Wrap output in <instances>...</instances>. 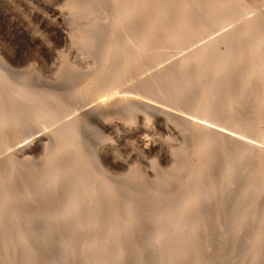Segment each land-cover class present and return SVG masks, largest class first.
I'll return each mask as SVG.
<instances>
[{
    "label": "rangeland",
    "instance_id": "374dc122",
    "mask_svg": "<svg viewBox=\"0 0 264 264\" xmlns=\"http://www.w3.org/2000/svg\"><path fill=\"white\" fill-rule=\"evenodd\" d=\"M115 1H117V2H115ZM149 1L150 0H146V2H149ZM156 1H158V0H156ZM156 1L154 0V1H151L149 3L145 2L143 4V6L147 5L145 12L142 14L136 13L135 15H133L131 17L132 20H129V24H127V29H126V28H124L126 26L123 24V20H124L123 17L126 15V13H127L126 16L130 17L129 12L127 11V7L129 5L130 0H126L124 2H122V0L121 1L120 0H0V75H1L0 76V82L3 84L2 85L0 83V85H1L0 86V88H1L0 94H2V92H5L2 94L3 96L1 97L3 100L0 99L1 100L0 105H1V107L3 106L4 109L2 108V110H4V112L6 110L5 114L7 116L9 115L10 118L12 117V115L14 116L11 120H9V117H7L8 120L6 118V120H7L6 122L7 123L9 122V124H8L9 126L5 127L4 129H2L0 127V137L2 136L0 138V159L3 157V160L5 161L7 158H9L8 161L6 160V162H8V163L9 162L11 163L12 161L17 162V164L19 165V170H20V171L18 170L20 173L17 171L18 174H16L14 177H12L13 180L11 178L9 179V177H7L10 174L9 170H8L9 165L4 167L6 164H5V162H3V160H1L0 161V169H1L0 173L3 174L5 171L6 176H5V173L3 175H4V178H6V179H4L3 175L1 176V174H0V177L3 178L2 180L0 179L1 180L0 182H4L6 180V184L0 183V189L2 191L5 190L4 193L7 195V194L12 193L15 190H17L19 192L18 189L21 188L22 183H24V184H22V186H24V188H27V186H26L27 182H25V177L27 176L26 171L29 172L30 168L32 167L34 169V170H31V171H34V177L33 178L35 181L38 180L39 179L38 174L43 173L44 171H41V170H46L47 166L49 165L48 161L50 159V154L52 155L55 152H57L59 154V152H60L58 159H61V160L64 159L63 162L65 164L67 162V164L66 165L64 163L58 164L57 162H56L57 164H55V166L53 164L54 167H52V171L54 170V172H53V174H49V178H52L51 176L54 175V173H55V175H58L60 172H62V178H64L63 176L66 174L65 175V178H66L65 182L70 180L67 182L69 184L70 188H69L67 183L65 184L63 179L59 180L58 186L60 188L59 189L60 196L58 197L57 204L58 203L64 204L67 198H71L72 202H73L72 207H73V210H75L74 211L75 217H74V215H73V217H74V219L76 218L75 221H73L74 220L73 217L68 219L69 221H67V224H64V225H62L60 223V225L63 226V228H66L67 230L65 232L62 231L60 234L59 233H54V234L52 233V236L47 241L49 243L51 242L50 243L51 246L48 243V246H45L42 249L41 242L37 243V241L39 239L38 237H40V234L38 235V233L33 231L29 235V239H30L29 241L30 242L26 241L25 240L26 238H24V233H22V231L25 229L23 221H22L23 219H21V218H20L21 220L16 219V221L13 222L15 217L12 218L13 217L12 213L9 212V210H8L5 214L6 218H4V220H2L0 222V230H1L0 233L3 232L0 235V237H1L0 238V247H1L0 248L1 249L0 250V252H1L0 253V264H17V263L18 264H28V263L29 264H56V262H58V264L59 263L60 264H73V262L74 263L76 262V264H78L81 260H82L80 262L81 264H105V263L115 264L114 263L115 258H116L114 255L116 253L115 249L118 246L117 244H119V242H121V239L124 238L123 235L120 234V230H119V228L121 229L120 225H122L121 223L123 222V220H121L120 218L124 217V214L126 213V211L129 210V203L131 200L130 198H135L137 200L136 205L139 202V204L137 206L141 205L142 208L140 206L139 207L143 211H144V208L147 207V208H145L144 213L146 211L148 212V213L146 212L147 214H143L144 219L141 216L143 220L140 219L136 222V224L138 223V225L141 222V225L138 226L137 231L135 230L136 232H133V234L125 236L127 242L131 241V242H129V249H131L130 246L133 247L131 250L127 251V254H130V253L134 254L133 255V261L136 260L141 264H146V263H148V264H203V263H201L202 261L200 259L204 258V261H203L204 264H255V263L256 264L257 263L264 264V256L261 255V254L264 255V252H262V250H260L262 248H259V245L263 246L262 243L264 242V240L261 239V238H264V191H263L264 188L262 187V189H261V186H264V172L259 171V169L261 167L260 161H262V157L259 155H256L255 153H253L254 155L251 154L252 156L256 155V158L254 157V160H255L254 161L253 157L251 156L252 160L254 161L253 162L254 164H248L249 167L248 166L245 167L246 164H244V162L242 163V161L245 160V157H243V159L241 156H240L241 158L239 157V159H242V161L239 160V162L241 161V163H242V165H244V167H242V166L240 167V169H241L239 171L240 173L238 172L237 173L238 176L235 177V181L240 180V182H235L234 188H232V191L234 189L235 190L231 193V195H233V197H234V198H231V200L232 199L235 200V198L238 195L242 194L241 193L242 186H244V184L247 181L248 182L251 181V179L253 177L255 179V181L253 179V181H254L253 185H255L256 188L258 187L259 189L262 190V194L258 197L260 200L259 199H253V200L250 199L249 203L247 200L240 205L234 206L233 208H230L231 206L234 205L233 203L232 204L230 203L229 208H228V204H226V201H224L222 198H220L219 195H216V194L213 196L214 199L211 198L214 201L213 200L212 201L207 200L208 198L203 197L202 193L205 192V189L208 190L209 188L207 189V187L208 186L210 187L211 184L214 183L213 185H215L216 180H214V175H213V177H212V175H210L209 177H212V178H209V179L206 177L205 170L202 168L203 165L201 164L203 162L202 158L204 159V157H203V155L200 156L199 154H197V150L199 149L198 147L202 146L203 142H201L202 140L200 141L198 138L194 137L193 132L191 131L192 128L189 124H187V122L183 121V123H185V125L187 124L186 126L184 124H182V125L180 124V123H182L183 117L186 118L187 116H189L188 117L189 120L192 118L190 121L193 120V121H196L198 123L201 122V124H204V125L207 123L209 126H211V124H212V126H211L212 128L215 126L214 128L217 130L221 129L220 131L226 132L232 136L236 135L235 137H237V138L239 137V139H241L242 141H247L248 143H252L253 145H256L260 148H264L263 147L264 146V136L262 137L260 135L261 132L264 130V109H263L264 107L262 108L263 110H261V112L258 114V117H257L258 120H256V122L253 125L251 124V122H249L247 120V119H249L248 117H250V115H248V114H252L253 109L258 105V103L261 101H264L263 100L264 92H262L263 90H261L262 89L261 88L262 87L261 82H260L261 80L257 81V79H259V77L261 76V73H259V75L256 73V75L258 77H256V75L254 74V76L257 79L252 77L253 80L256 79V81H257L256 83L260 82V84L259 83L258 84H256V83L252 84L251 83L252 85H254L253 86L254 88L256 87L255 96H254L255 99L253 97L246 95V98L247 97L248 98L250 97V98H249V100L248 99L243 100L242 109H241L242 112L239 108H236V103H234V101L232 100L233 98L229 99V96H228L229 94H231V95L233 94L234 87L229 86L230 89L227 88V90L224 93L225 95L222 94L221 98H219L221 95L219 96L217 94V95L213 96V99H212V94L213 93L215 94V92H216L215 90L218 91V87L216 88L215 85L213 86V84L211 82L212 77L213 76L215 77V75H216V77H217V75H218V77L219 76L222 77V75H221L222 72H220L221 71L220 70L221 63H219V60H217L215 56L220 53L223 57V60L227 59L226 54L228 55V53L226 52V49H228L229 47H226V46H230V45H228V43L230 41H227V40L228 39L230 40V38L232 37V36L230 37L228 35V32L231 33V34L229 33L230 35H232V34L234 35V34H236V30H240L238 28H240V27L244 28L243 24L244 25L247 24L248 20L251 21L253 19V21H255V23L262 20L264 18V0H234L235 2L231 3V5L227 4L226 2L223 3V1H225V0H223V1L222 0H216V1L212 0V2H211V0L210 1L208 0L209 2L205 1V0H197V1H200V3L194 4V6H192V8L190 9V11L188 12V14L186 16L185 22L187 21L186 23H187L188 27L186 28V26H184V28L186 29L185 32L183 31L184 28H183V24L181 22L180 23L182 25L181 24H179V25H181L182 27L181 26L180 27L183 29H180L179 26L177 25V23H175V21H177V19H176L177 15L176 14L179 13V10H181L182 5H183L182 3L184 0H173V2L171 3V5H173L172 10H169V13H170V14L168 13L169 16H166L167 14L165 15L166 17H164V20H162L163 21L162 24H160L161 21H155V19L157 20V18H158L157 16H155V11L157 10L159 12V9H155V6H157V4H158V2H156ZM162 1L163 0H159V4H162ZM214 2L219 3V4L221 2V5L223 3V6H222L223 10H218L216 12H213V9H214L213 7L216 5ZM126 3H128V4H126ZM136 3H137V5L138 4L140 5L139 0H137ZM153 3L155 5H153ZM204 3H206V4H204ZM212 3H214V4L212 5ZM117 4H119V6L121 4L122 6L118 7V6H116ZM123 5L126 8L125 7L123 8ZM115 6H116V8H118V10L115 8ZM134 7H135V4H134ZM115 9H116L117 13L115 12ZM123 9L125 11H123ZM119 10H122L121 12H124V13L120 14ZM191 10H192V12H191ZM208 10L209 11L212 10V11L209 12ZM197 11H200V12H197ZM207 11H208V13H207ZM222 11L224 13H222ZM203 12H206V13L203 14ZM212 12H213V14H212ZM210 13H211V17L213 16V18L210 17L211 20L207 21ZM117 14L120 16H117ZM172 14H173V16H172ZM215 14H218V15H215ZM189 15H190V17L188 19ZM203 15H206V16H203ZM126 16H125V18H127ZM202 16H203V18H202ZM250 17H256V19H254V18L251 19ZM122 18H123V20H122ZM204 18H206V19H204ZM197 19L203 20V21L199 22ZM165 20H166V22H165ZM171 20L174 21V23H175L174 25H172L173 21H171ZM190 20L193 23H191ZM133 21H135V22H133ZM195 21H198L197 23H199V25L202 23L201 24V26L203 28L202 31L200 28V32H199L198 24H196V25L194 24ZM210 21H212V22H210ZM120 23H121V25H120ZM241 23H243V24H241ZM158 24H160V25H158ZM170 24H171V26H170ZM205 24L207 26L204 28L203 26H205ZM213 24H215V25H213ZM148 26L154 27V28H152V33H150V34L148 33V30L146 28ZM172 26L175 27L176 29L175 28L172 29ZM116 27H117V29H116ZM242 28H241V30H242ZM240 31L239 32L237 31V33L240 34L241 33ZM248 34H251V35L245 34V36H244V34H243V36H242V39L245 38V41L241 39L242 40V42H241L242 46L244 45V43L246 45V46L244 45V47H242L244 53H246L249 49H252V47L256 48L254 45V43L257 41V38H255V37H257V35H255L256 31L254 32V30H252L250 33L248 32ZM147 35L150 38H152L153 36L155 37V38L153 37L152 40L150 39L152 41V43L154 42L153 44L151 43V46L156 45V42L158 44V45H156V47L153 46L154 47L153 49L157 52L163 51V53H164L162 56V59H160V62H159L158 58H154V56H151L152 51H153V54L155 52L152 49L151 54L146 52L145 56H148V54H149V57L150 56H151L150 58L153 57L154 61L156 60V62H154L153 59L151 60L149 57L148 58L146 57V59H148V62H146L147 60H145V57L142 58L143 61L142 60L133 61L134 59H136L135 58L136 56H135L134 59L132 58L133 60L131 59L132 61L130 62V63L136 62V63H134L133 68L131 66L133 63L130 65L127 64L125 66L126 68H124V65H125L124 60L129 59L133 56L132 54H134V49H136L135 50V54L137 52L136 55H139V52H141V53L143 52L141 49L142 48L141 44H142L143 40L146 39ZM207 35H208V37H207ZM212 36L213 37L221 36V38L226 36L227 40L224 41V39H225V37H224L222 40H220L221 38H219V41H218V39L216 40ZM237 36H239V35H237ZM252 37H254V38H252ZM162 38H165V39H162ZM131 39H132V41H130ZM155 39H157V40H155ZM209 39H213V41L207 47V51L212 50L211 52L213 55L209 51H208V53L204 52L205 54H202L203 52L198 53V47L201 48L203 45L202 43L203 42L205 43ZM226 42H228V43H226ZM124 46H127V47L122 49L121 47H124ZM130 46H131V48L129 49ZM260 47L261 46H257L258 49L256 48V51L258 50V52H259V50L261 49ZM115 48H117L118 50L120 49L122 51V53H119L118 51H116L117 49H115ZM155 48H157V49H155ZM160 48H162L163 50L162 49L160 50ZM200 48H199V51H201ZM108 49H110V51H108ZM126 49H128V50H126ZM111 51H113L114 53L116 52V53L110 54V53H112ZM127 51H129V52H127ZM207 54H208V56H206ZM202 55H204L203 56L204 59L202 58ZM198 56H199V58H198ZM105 57L107 60H109V59L110 60L106 62L105 61L106 59L105 60L103 59ZM210 57H212V58H210ZM116 58H118V60L112 61V59H116ZM121 58L124 62L120 60ZM184 58H186V59L189 58V61L192 60L191 64H192V62H193V64L195 63L194 65L192 64L194 67L196 65L195 68L194 67L192 68V66H190V67L193 70L195 69L194 71L191 70L192 74L194 75V78H193L195 80L194 85L196 87L198 85L199 86L197 88L195 86H193V88H192L193 90L191 89V91L188 93L190 96L188 94L186 96H184L183 101L176 103V101H174L175 97H173V96H171L169 98H165V97L162 98L160 95H158L159 97L156 95V96H154L155 97L154 98L152 96V95H154V93L150 94L151 92H148V91L146 92L145 89H143L141 86H139L140 84L136 85L137 84L136 82L140 81V83H141V81L151 78L153 76V74L156 72V69L158 71L160 70V67H161V70L159 71L160 74L158 76L161 79H163L162 70H164L163 74L165 75L167 73L166 71H168L169 68L173 67V66H171V64H173V65L178 64V62L180 60L183 61ZM102 60H104L105 62ZM119 60L123 64L118 65ZM220 60H222V59H220ZM138 61H140L141 63ZM172 61H174V62H172ZM142 62H145V63H142ZM107 64L110 66L108 67ZM168 64L170 66H167ZM102 66L104 68H102ZM121 66L123 68H120ZM107 67L109 68V70ZM163 67H165V69ZM248 67H249V69H251V66L245 65L244 73L246 72V70H248ZM105 68L107 69V71L105 70ZM118 69H120V72L123 74L121 75V78L117 79V81H116L115 78L118 76L117 72L119 74V76L117 78L120 77V72ZM201 69L203 72L201 71ZM111 70H112L113 76H112ZM97 71H98V73H97ZM103 71L106 72V73L104 72L105 73L104 76L102 74ZM200 72H201V74H200ZM219 72L221 74H219ZM110 73H111V75H110ZM198 73H199V75H198ZM202 73L205 75L203 76ZM95 74L97 76H98V74H100L98 77L96 76L98 78V80H96V81H95V79H97V78L95 77ZM149 74L151 76H148ZM195 74H197V75H195ZM202 76H203V78H202ZM105 78L106 79L108 78L107 83L109 85L105 82V80H106ZM252 78H251V81L253 82ZM177 79H178V81H182V82L177 81L176 82L177 87L176 86L174 87V90H177L179 92V90L182 88L181 86L183 84L182 79H184V78L179 76V77H177ZM101 81H103V82L101 83ZM85 83H87V84H85ZM209 83H211L212 85ZM89 84H91V86ZM252 85L250 86V88L252 87ZM137 86H139V87H137ZM211 86H212V89H210ZM141 88L144 91H140V90H142ZM254 88H253V90H254ZM95 89L97 91L103 89L101 91L106 94L105 95L106 98L110 94H112V98L117 95L116 96L117 98H119V99L122 98V99L128 100V102H130V104L127 103L126 105L123 106L124 109H122L123 107L121 106L120 109L118 108V111L117 110L112 111L110 113H106V115H105V112L99 113L100 111H96L97 113L96 112L94 113V112L89 110V107L91 109V106H90L91 100L92 99L94 100V99L99 97L98 95L100 94L99 93L100 91L97 92V91H95ZM92 90L94 91L93 93H92ZM106 91H108V94L106 93ZM213 91H215V92H213ZM258 91L260 94L263 95V97L259 96L260 94H258ZM44 92H45V94H43ZM35 93L37 95H33ZM147 93L150 94V95L149 94L148 95L151 98L147 95ZM216 93H218V92H216ZM226 93H228V94H226ZM53 94L58 96L59 100H58V98H55L56 96H54ZM101 94H100V96H102ZM134 94L138 95V96L134 97ZM143 94H145V95H143ZM257 94H258V96H256ZM43 95L45 97H43ZM46 95H47V97H46ZM48 95H49V97L51 95V97L49 98ZM200 95H201V97H200ZM31 96H32V98H31ZM120 96H122V97H120ZM124 96H126V97L124 98ZM144 96H147V99ZM224 96L226 98H228V99H226L227 101H225V102H223L225 99ZM12 97H14V99H11ZM42 97L45 98L44 99L45 101H43ZM53 97L55 98L54 101H53ZM103 97H104V95H103ZM140 97H143V98L141 99ZM152 97L154 99H152ZM186 97H187V100H186ZM260 97H262V98L260 99ZM16 98H17V101L15 100ZM30 98L35 99V100L32 101ZM46 98H47V100H46ZM172 98H174V99L172 100ZM258 98L260 99L259 101L257 100ZM20 99H22L23 101H20ZM24 99H26L28 101H26ZM29 99L31 100L30 102H29ZM72 99H74L73 103H72ZM214 99H215V102L213 101ZM39 100H40V102L43 101V103H40V102L38 103ZM57 100L59 102H57ZM143 100H145V101H143ZM155 100L159 101L160 103L157 101H156L157 102L156 103ZM162 100L164 102L166 101L164 103V104H166L165 108H164V104H162L163 103ZM228 100H229V102L231 100V102H230L231 106H229L227 108L228 109L227 110V109H225L226 107H223V106L226 105L225 103L228 102ZM13 101L15 102V104L16 103L17 104L15 105ZM18 101H20V102H18ZM35 101H36L37 105L35 104ZM46 101H49V102L46 103ZM149 101L152 102L151 104L154 103V105H156V106L157 105H159V106L163 105V107L161 106L160 108L166 109V111H169V112L171 111V113L174 112L173 116L165 115L166 116L165 117L161 113H159L157 110H155V108H153V107H151L150 109H147L146 108L147 106H145L144 103H147V102L150 103ZM219 101L220 102L222 101L221 104L219 103ZM8 102H9V104H8ZM27 102H28V104H26ZM33 102H34V104H33ZM62 102H63V104H62ZM186 102H188L189 104ZM211 102H212V104H211ZM217 102H218V104H217ZM235 102H236V100H235ZM11 103L14 105L13 106L10 105ZM20 103L23 105L25 103L26 107L23 105L21 106ZM29 103H30V105H31V103L33 105H35L34 107L31 105L32 109H34V108L36 109L38 107L39 108V109L37 108L38 111L35 109L34 110L30 109L31 106L29 105ZM134 103H138L136 105V107L134 106L135 105ZM232 103H233V106H232ZM57 104L59 106H61V108H59ZM140 104H141V106H140ZM219 104L224 109L225 112H222L223 109L219 106ZM17 105H18V108H17ZM28 105L30 106V108ZM40 105H42V106H40ZM54 105H56V106H54ZM91 105H92V103H91ZM210 105H211V107H210ZM253 105H256V106L251 107ZM159 106H157V107H159ZM187 106L188 107L190 106L191 108L189 107L190 109H187L186 108ZM195 106H197V107H195ZM199 106L202 107L201 110H200ZM234 106H235V108H234ZM13 107H15L17 114L13 113V112H12L13 114L11 113V111L14 110ZM51 107H54V108L52 109ZM56 107H57V109H56ZM129 107H131V108L133 107L134 110L131 111V108L127 109ZM137 107L139 110L146 108L145 109L146 111L144 110L146 112V114H144L145 112H143V110L138 111L136 113L135 111L138 110ZM218 107H220V109H218ZM231 107L233 108L234 114L232 113V110H229ZM48 108H51V109L48 110ZM215 108L217 109L216 113L214 112ZM17 109H18V111H17ZM23 109H27V110L24 111ZM44 109H45L44 114L41 115L43 112L40 113V111L41 110L43 111ZM60 109H62V110H60ZM209 109L212 111V113ZM234 109L237 112H234L235 111ZM29 110L30 111L32 110L34 116L36 115V117H32L31 115H29L28 114L30 112ZM47 110L49 113L46 112ZM53 110H54V113H53ZM58 110H60V111L58 112ZM87 110H89V111H87ZM197 110L198 111L200 110V111L198 112ZM248 110H249V112H248ZM7 111L9 112V114L7 113ZM84 111H86L87 114H85L86 112L84 113ZM226 111H228V112H226ZM156 112H158V114H161V115H159V116L156 115L157 114ZM229 112H230V114H229ZM239 112H241V113H239ZM207 113H209V114H207ZM217 113H219L220 115H217ZM10 114H11V116H10ZM14 114H16V115H14ZM26 114L29 118L26 116ZM97 114H100V115H97ZM102 114L104 116H102ZM200 114H202V115H200ZM212 114H214L215 117ZM50 115H51V118H50ZM92 115H94V116H92ZM182 115H184V116H182ZM233 115H235V116H233ZM23 116H24V118H23ZM53 116H54V118H53ZM216 116H218V117L216 118ZM162 117H163V119H162ZM233 117L234 118H237V117L241 118L240 120L242 121V126L237 127L236 123L234 122L235 120L230 119ZM245 117L247 119H244ZM14 118H17V120L14 121L15 120ZM84 118H85V120H84ZM158 118L161 119L162 121H159ZM79 119H82V120L79 121ZM86 119H87V122H85ZM69 121H75V124L73 125L74 127L72 126L71 128L67 129L68 123H65V122H69ZM76 123H77V125H76ZM82 123H85V124L82 125ZM176 123H178V125L179 124L180 125L178 126ZM62 124H64V125H62ZM188 125H189V130L187 129ZM222 125H224L225 127ZM220 126H221V128H220ZM57 127H59L58 128L59 130H56ZM183 127H185V129ZM62 128L64 130H62ZM248 128H250L251 130L249 129V131H248ZM10 129L12 131L15 130V132L13 131V133H12V131ZM71 129H73L74 133H73V131L71 132ZM75 129L80 131L79 135H78L77 130H75ZM144 129H146V131H143ZM9 130L11 131V135L12 134L14 135V139H13V136L7 135L9 133ZM52 130H53V132H51ZM148 130H150V131L147 132ZM182 130L184 131V133ZM185 130H187V131H185ZM114 131L117 132V134L114 133ZM3 132L5 133V135ZM49 132H51V133L49 134ZM235 132L238 134H236ZM166 133H167V135H166ZM44 134L46 136H44ZM52 134L55 136L53 137ZM72 134H74V137ZM3 135L6 137H4ZM48 135L50 137H48ZM79 136H80V138H78ZM167 136H168V139H167ZM45 137H48V138H45ZM69 138L74 139L72 142L73 143L72 146H74V147H70L69 148L70 151H69V149H67L68 151H66V152H64L62 149L60 150V147L62 145H65L66 142L69 140ZM46 139H48V140H46ZM78 139H80L81 142ZM60 140H61V142H60ZM62 140L63 141L65 140V141L63 142ZM75 140H77V141H75ZM49 141L51 142V144ZM77 142H78V144H77ZM79 142H80V144H79ZM46 143H49L48 147L46 146ZM58 143H59V145H58ZM199 143H201V144H199ZM74 144L77 146L75 147ZM196 144H197V146H196ZM208 144H209L208 150H210V148L213 146H212L211 142ZM43 145H44V147H43ZM26 146H27V149L29 148V150L30 151L32 150L33 153L35 154V155L32 154L31 156H29L30 158H28V159H27V157L23 156L22 151L19 149L21 147H26ZM55 148H56V150H55ZM37 151L39 154L37 153ZM171 153H172V155H171ZM79 154H80V156H79ZM173 154H176V155H173ZM222 154L225 158H229V156H231V151L230 152L226 151L224 153L219 154L220 156L218 155V157L220 159L218 158V160H220V161H224L223 160L224 157L222 156ZM66 155H68V156H66ZM5 156H6V158H5ZM65 157H66V159H65ZM75 157L77 159L81 158L82 162L80 161L79 165L77 164L78 161H76L77 159ZM19 158H21V159L23 158V160H22L23 164L20 163L21 159H19ZM68 158H70V159L68 160ZM30 159H32V160L34 159V161H31ZM93 160H94V163L96 162L95 164H93ZM218 160L216 162H218ZM90 161H92V162H90ZM1 162H3L2 164L4 166L1 164ZM69 164H70V166L73 167V168L71 167L72 170L68 166ZM90 165H91V167H90ZM78 166L80 168H78ZM85 166L87 169H85ZM24 167L26 170H23ZM28 167H29V170L27 169ZM60 169H61V171H60ZM62 169H64V170H62ZM66 169L67 170L69 169V170L67 171ZM80 169L83 170V174H84L83 178H79L78 176H76L79 174L78 171ZM250 169H252V170H250ZM37 170L39 171V173H37L38 172ZM87 172H89V173H87ZM90 172H91V174L92 173L93 174L91 175ZM214 172H216V171H214ZM68 173L70 175H68ZM86 173L91 176V180H89L90 177L87 176ZM243 174L244 175L246 174L247 178H246V176L243 177L242 176ZM72 175H73V177H72ZM251 175H253V176H251ZM254 175H255V177H254ZM92 176H93V179H92ZM102 177L103 178L105 177L104 178L105 180H103V179L101 180ZM240 177H242L244 179L242 180ZM197 178H201V180H197ZM85 179H86V181H85ZM96 179H97V181H96ZM7 180H8V182L11 180L12 183H10L11 181L9 183H7ZM76 180H77V182L80 181L78 184H80V185L82 184L81 187H80V185L76 184ZM81 180L83 182H81ZM244 180H247V181L245 182ZM61 181H63V182L61 183ZM243 181H244V183H243ZM15 182L18 183V184L16 183V185L18 187L14 186ZM90 182H91V184H90ZM92 182H95V183H92ZM97 182L99 184H96ZM104 182H106V183H104ZM257 182L260 184H258ZM19 183H21V184L19 185ZM60 183L63 186L64 185L65 186L62 188ZM70 183L73 186V189H72V186L70 185ZM109 184H110V187H109ZM205 184H208V185H205ZM237 184H238V186H237ZM11 185H13L12 187L14 190L12 189ZM86 185H88V186H86ZM104 186H106L105 187L106 189L110 190L109 192H112V195H113L112 197L109 196L110 198L107 197L104 199L103 192L101 191V190L105 191ZM202 186H203L204 192L202 190ZM66 187H67V189H66ZM77 187L81 188V190L79 188L77 189ZM112 187L113 188L115 187L116 190H115V188H114L115 191L110 189ZM74 188H75V190H74ZM87 188H89L88 189L89 191L86 190ZM236 188H237V190H236ZM8 189H9V191H12V192L7 191ZM78 190L81 192L80 194H79ZM106 191H108V190H106ZM91 192L93 195L91 194V196L88 198V194H86V193H91ZM96 192H98V193L96 194ZM99 192H100V195H99ZM131 192H133V193H131ZM73 193H76V194H73ZM197 193H199V194H197ZM196 194L199 195L198 201H197L198 196ZM97 195H98V198H97ZM73 196H76V197L78 196V197L76 198ZM99 196H100V198H99ZM61 197H63V198L61 199ZM121 197L123 199H121ZM153 197H154V199H156V201L158 203L153 199ZM192 197H194V198L191 199ZM75 198H76V200H75ZM147 198H148V200H147ZM150 198L152 199V201ZM189 198H190L191 202H189ZM149 200L151 202H153V200H154L155 205H153V206L149 205V203H151V202H149ZM194 200H196L197 203L196 202L195 203L199 207H201L200 205H202L203 203L206 204L208 202L207 204H209V206L203 204L202 205L203 207L201 208V209H203V208L209 207L211 210L209 225H207L206 227L202 228V225H201L202 221L198 222V220L200 219V214H199L198 210L196 209L195 204H194V206L193 205L191 206V203ZM215 200H218L219 203ZM219 200L222 202L221 204H220ZM141 201L145 204H143ZM145 201H148L149 203L148 202L146 203ZM94 202H95V204H94ZM104 202H106V203H104ZM160 202H161V205H159ZM251 202H252V205H251L252 208H254L256 206V203H257V206L255 207L254 215L256 218L255 221H257V220L258 221L255 224H254L255 221L251 222V220L253 218H251L252 216H251V214H249L250 213L249 205L251 204ZM89 203H90V205H89ZM117 203H118V206L116 205ZM154 203H152V204H154ZM156 203L158 204V206L156 205ZM253 203L255 204V206ZM74 204L77 205L78 207L74 206ZM80 204H81V206H80ZM87 204H88V207H87ZM91 204H92V206H91ZM218 204H219V206H218ZM111 205L117 206L118 210H116V207H114V209H113V206L111 207ZM94 206H95V209H94ZM103 206L104 207L106 206V209H103L104 208ZM223 206L225 209L228 208V209H233V210L228 211V210L220 209V207H223ZM81 207H82V210H81ZM90 207L91 208L93 207V209H90ZM98 207H100V208H98ZM109 207H111L112 209ZM218 207H219V209H218ZM246 207H247V209H246ZM84 208H86V209H84ZM149 208H150V210H148ZM77 209L79 211H77ZM184 209L185 210L188 209L189 213H187V211H184ZM85 210H88L87 211L88 213ZM92 210H94V211H92ZM100 210L103 213V215L100 212ZM106 210H108L109 212L107 211V213L104 214V212H106ZM76 211H77V213H76ZM81 211L82 212L85 211L86 212L85 215H84V213H82V214L79 213ZM97 211H99V212H97ZM183 211H184V213H183ZM235 211L240 214V215L236 216L237 219L233 218L231 216L232 214H235ZM49 212H51V214H53V217H55V215H56L55 207L52 206L50 208ZM149 212H150V215H152V216L148 215ZM181 212H182V215H181ZM90 213H92V214H90ZM108 213H111L110 215H112V214H115V215H112V218H110V215ZM193 213L195 215H193V217H192ZM87 214H89V215H87ZM116 214L119 216V218H116L117 217ZM185 214H187V215L185 216ZM82 215H84V216H82ZM104 215H107V217ZM188 215H190V216H188ZM58 216H60V215H58ZM114 216H115V218H114ZM78 217L80 218V220ZM81 217L82 218L84 217L83 220L81 219ZM93 217H94V219H93ZM160 217H163L167 220H163V218H160ZM96 218H97V220H96ZM107 218L111 219V221L107 220ZM119 219L121 221H119ZM78 220L80 222L82 221L83 223L81 222L82 223L81 224ZM84 220H86V221H84ZM88 220L89 221L91 220L94 223V225L97 223L95 226H96V229L98 230V233H97L98 235L94 234L95 235L94 236L92 234H89L90 232L88 233V230H86V229H88L90 227V223H91V222H88ZM179 220H182V221H179ZM192 220H197V221L191 222ZM155 221L157 224L159 223L158 226H157V224H153V223H155ZM9 222H12V223H9ZM20 222H21V224H20ZM84 222L85 223L87 222V223L84 224ZM109 222H110V224H108ZM113 222H117V224L120 222L119 223L120 225H115L116 223L114 224ZM151 222H153V223H151ZM197 222L200 224V227L202 228L203 231H201V228L199 227ZM71 223H72L73 227L69 226V225H71ZM99 223H100V225H99ZM101 223L104 225L106 223V226H104V227L107 228V225H108V228L106 230L103 229V227H102L103 225L101 226ZM143 223H145V224H143ZM160 223H162V224H160ZM195 223H197V224H195ZM15 224H18V225H15ZM19 224H20V226H19ZM80 224L81 225L84 224L85 226H81ZM191 224L193 226H191ZM242 224H243V226H241V228H240V225H242ZM97 225L99 226V228L101 227V229L97 228L98 227ZM195 225L196 226L198 225L197 226V228L199 227L198 231H197V228H193ZM6 227H8V228H6ZM83 227H85V229ZM190 227H192V229H196V232H194L195 234L193 235V237L191 239H190V237H191L190 232L194 231V230L191 229V231H189ZM75 228L78 230L77 232H76ZM156 228L161 229V230H159L161 232L155 231V230H157ZM238 229L239 230L241 229L240 232L238 231ZM16 230H17V232H16ZM70 230L74 231V234H75L74 242L76 243V245H75V243H73V245L75 247L73 246V248L71 250L68 249L69 247H67L65 244L66 243L65 236H67L70 233ZM118 230H119V233H118ZM19 231H20V233H19ZM209 231H213V234H214L213 235V241L214 242H213V246H212L211 250L208 249L209 250V252H208L207 248H206L205 240H206V237L209 236ZM235 231H237V233H235ZM245 231H247V232H245ZM78 232H79V234H77ZM108 232H111V233H109L110 235L108 234ZM157 232L159 234L157 243H153L154 245L149 244L150 242H148V241L151 239V236ZM232 232H234L236 234L235 238H237V236H239L238 241L235 240L236 243H234L233 242L234 240H232V243H234V244L231 247L233 248L235 246L234 247L235 249H232L231 247H229L231 243L230 244L228 243L229 246L228 245L224 246V249H223V245L221 248L220 246L222 244L223 235H225L226 233L231 234ZM80 233H83V234L80 235ZM112 233L115 234L116 236L113 235ZM234 233H232V234H234ZM17 234H18V236H17ZM55 235L57 237H61V239L57 238ZM32 236H33V238H32ZM95 237L98 238L96 241H95ZM104 237H107V239H105ZM115 237H116V239H115ZM131 237L133 239H131ZM253 237L256 240V244L254 247L257 246V248H252V250L253 251L255 249L258 250V248H259L258 251H261V252H259V256H258L260 258V260H259V258H257V260H255V261H254V254H253L255 251L252 252V250H250V249L244 250L242 248L243 247L242 245L245 244L244 242L247 241L246 238H248V240H249L250 238H253ZM35 238H36V240H35ZM54 238L58 241H56ZM20 239H22L21 244L19 242ZM188 239H189V242H188ZM259 239H261L260 241L262 243L258 242ZM103 240H105V241H103ZM107 240H110L112 242H109ZM118 240H120V241L118 242ZM159 240H160V242H159ZM190 240H192L191 243H190ZM39 241H40V239H39ZM54 241H56V242L53 246ZM113 241H117L118 243L113 242ZM17 242H19V243H17ZM33 242H34V244H33ZM101 242H105V243H101ZM16 243L18 244V246ZM85 243H87V244H85ZM89 243H91L90 246H89ZM188 243L191 244L190 248H188V246H189ZM259 243H261V244H259ZM83 244H85V245H83ZM147 245H148V247H147ZM78 246L79 247L81 246L82 248L80 247L81 248L80 249ZM139 246H140V248H138ZM145 246L147 248H145ZM30 247H32V248H30ZM38 247L42 250H40ZM135 247H137V248H135ZM141 247L144 248V250L142 249L143 251L141 250ZM239 247H241V249ZM62 248H64L63 251H62ZM76 248H78V249H76ZM34 249H37V251L39 250L38 253L34 252V251H36ZM73 249H76V250H73ZM90 249H94V250H90ZM231 249H232V251L234 250V253H232V255H231ZM69 250H70V253L68 252ZM138 250L140 251V253ZM153 250H154V252H153ZM263 250H264V248H263ZM79 251H80V253L81 252L82 253L80 254ZM150 251H152V252H150ZM60 252L64 253V254L68 252L69 255H72V256L67 255L68 254L67 253L66 255L61 254L59 257L58 254H60ZM207 252H208V254H207ZM228 252L230 253V255L227 254ZM34 253H35V256H34ZM50 253H52L53 256ZM56 253L58 256L56 255ZM6 254H9L10 256L6 255ZM38 254L40 255V258L38 257ZM54 254L56 257H54ZM252 254H253V258L251 257ZM25 255H26V257H25ZM28 255H31L32 258H31V256H28ZM73 255L75 258L73 257ZM75 255H77V256H75ZM157 255H158V257L159 256H161V257H159V259H158ZM65 256H68V258H70V260L72 262H70L69 259L67 260V258ZM7 257L9 259V261H8ZM85 257L87 259H85ZM79 258H80V260H79ZM91 258H92V260H91ZM232 258L234 260H231ZM10 259H11V261H10ZM23 259L26 260V263L23 261ZM29 259L32 261H30ZM76 259L78 261H76ZM252 259L254 262H252ZM36 260H37V263H36ZM258 260H259V262H258ZM22 261L24 263H22ZM129 261H132V257H131V259H129Z\"/></svg>",
    "mask_w": 264,
    "mask_h": 264
},
{
    "label": "bare ground",
    "instance_id": "6f19581e",
    "mask_svg": "<svg viewBox=\"0 0 264 264\" xmlns=\"http://www.w3.org/2000/svg\"><path fill=\"white\" fill-rule=\"evenodd\" d=\"M121 1V0H120ZM124 1H126V0H124ZM123 0H122V2H124ZM136 1L137 0H130V2H129V5H128V7H127V11L129 12V15H130V17L128 16H126L127 15V13H126V17L127 18H125V16L123 17L124 18V20H123V18H122V20H123V24L126 26V27H124V28H126L127 29V24H129V20H132L131 19V17L133 16V15H135L136 13H139V14H142V13H144L145 12V10H146V7H147V5L146 6H143V4L146 2V0H139V2H140V5L138 4L137 5V3H136ZM151 1H154V0H150L149 2H151ZM156 1V0H155ZM205 1H208V0H205ZM204 1V2H205ZM210 1V0H209ZM208 1V2H209ZM214 1V0H213ZM216 1V0H215ZM223 1V0H222ZM115 2H117V1H115ZM121 2V3H122ZM149 2H146V3H149ZM156 2H158V4H157V6H155V9H159V12L156 10L155 11V16H157L158 18H157V20L155 19V21H161V23L160 24H162L163 23V21L162 20H164V17H166V16H169L168 15V13H169V10H172V6L173 5H171V3L173 2V0H163L162 1V4H159V0L158 1H156ZM211 2H212V0H211ZM227 3V4H229V5H231V3H234L235 1L234 0H225V1H223V3ZM181 3V2H180ZM196 3H200V1H197V0H184L183 1V5H182V8H181V10H179V13H177L176 15H177V21H175V23H177V25L179 26V28L180 29H183L184 28V26H186V28L188 27L187 26V21L185 22V20H186V16H187V14H188V12L190 11V9L192 8V6H194V4H196ZM215 3V2H214ZM214 3H212V5L214 4ZM223 3H222V5H221V2H220V4L219 3H215L216 5L213 7L214 9H213V12H216V11H218V10H223V8H222V6H223ZM77 4V3H76ZM124 4V3H123ZM126 4H128V3H126ZM134 4H135V7H134ZM151 4V3H150ZM176 4V3H175ZM204 4H206V3H204ZM209 4V3H208ZM153 5H155L154 3H153ZM177 5V4H176ZM116 6H118V7H120V6H122L121 4H120V6H119V4H117ZM116 6H115V8H116ZM203 6V5H202ZM228 6V5H227ZM125 6L123 5V8H124ZM152 7V6H151ZM126 8V7H125ZM206 8V7H205ZM222 8V9H221ZM117 10H118V8H116ZM116 9H115V12L117 13V11H116ZM154 9V10H155ZM225 10V9H224ZM120 11V14H122V13H124V12H121L122 10H119ZM118 11V12H119ZM123 11H125L124 9H123ZM203 11V10H202ZM209 11V10H208ZM208 11H207V13H208ZM212 10H210L209 12H211ZM158 12V13H157ZM172 12V11H171ZM191 12H192V10H191ZM197 12H200V11H197ZM213 12H212V14H213ZM115 13V14H116ZM206 12H203V14H205ZM222 13H224L223 11H222ZM167 14V15H166ZM170 14V13H169ZM201 14V13H200ZM199 14V15H200ZM220 14V13H219ZM166 15V16H165ZM198 15V14H197ZM215 15H218V14H215ZM229 15V14H228ZM117 16H120V15H118L117 14ZM154 16V15H153ZM172 16H173V14H172ZM171 16V17H172ZM175 16V15H174ZM203 16H206V15H203ZM203 16H202V18H203ZM224 16V15H223ZM115 17V16H114ZM122 17V16H121ZM189 17H190V15L188 16V19H189ZM192 17V16H191ZM194 17V16H193ZM211 17V13L209 14V18ZM262 17V16H261ZM142 18V17H141ZM201 18V19H202ZM208 18V17H207ZM207 19V21H209V20H211V18H213V16L210 18V19ZM251 19L252 18H254V19H256V17H250ZM135 19V18H134ZM154 19V18H153ZM159 19V20H158ZM172 19V18H171ZM204 19H206V18H204ZM198 20V19H197ZM222 20V19H221ZM140 21V20H139ZM171 21H173V20H171ZM170 21V22H171ZM191 21V20H190ZM199 22L201 21H203V20H198ZM198 21H195V25L196 24H198V27H199V32H200V28H201V31H202V26H201V24L199 25V23H197ZM215 21V20H214ZM249 21V20H248ZM247 21V24H243V23H241V24H243V26H244V28H242V27H240V28H238V29H240L241 30V28H242V30L240 31V30H236V34H232V35H230L231 33L230 32H228V35L231 37L230 38V40L228 39L227 40V38H226V36H224L225 37V39H224V41H230L229 43L228 42H226V43H228V45H230V46H226V47H229L228 49H226V52L228 53V55L226 54V56H227V59L226 60H223V57H222V55L219 53V54H217L215 57H216V59L217 60H219V63H221V68H220V72H222V74L219 72V74H221L222 75V77L221 76H219L218 77V75H217V77H216V75H215V77L213 76L212 77V84H213V86L215 85L216 86V88L218 87V91L217 90H215L216 92H218V93H216L215 91H213V92H215V94L213 93L212 94V99H213V96H215V95H221L219 98H221L222 97V94L223 95H225L224 93H225V91L227 90V88H229V86L230 87H234V90H233V94L231 95V94H229L228 96H229V99H232L233 101H234V103H236V108H239L240 110L242 109V102H243V100L244 99H248L249 100V98L250 97H253L254 98V96H255V89H256V87L254 88L253 86L254 85H252V84H255L258 80H261L260 82H261V90H263L262 92H264V18L262 19V20H260L259 22H256L255 23V21H253V19L251 20V21H249L248 22ZM257 21V20H256ZM133 22H135V21H133ZM137 22V21H136ZM143 22V21H142ZM165 22H166V20H165ZM164 22V23H165ZM183 24V28H181L182 26V24ZM210 22H212V21H210ZM209 22V23H210ZM174 23V21H173V24L172 25H174L175 24ZM190 23V22H189ZM191 23H193L192 21H191ZM208 23V24H209ZM246 23V22H245ZM111 24V23H110ZM132 24V23H131ZM160 24H158V25H160ZM179 24H181V25H179ZM120 25H121V23H120ZM119 25V26H120ZM213 25H215V24H213ZM118 26V25H117ZM131 26V25H130ZM170 26H171V24H170ZM181 26V27H180ZM201 26V27H200ZM207 25L205 24V26H203L204 28L206 27ZM121 27V26H120ZM134 27V26H133ZM130 28V27H129ZM147 28V30H148V33L150 34V33H152V28H154L153 26L151 27V26H148V27H146ZM171 28V27H170ZM169 28V29H170ZM173 28H175V27H173L172 26V29ZM190 28V27H189ZM116 29H117V27H116ZM120 29V28H119ZM168 29V30H169ZM176 29V28H175ZM174 29V30H175ZM124 30V29H123ZM131 30V29H130ZM133 30V29H132ZM167 30V29H166ZM171 30V29H170ZM179 30V29H178ZM185 28L183 29V31L185 32ZM197 30V29H196ZM250 30V31H249ZM252 30H254V32L256 31V34L255 35H257V37H255V38H257V41L254 43V45H255V47L257 48V46H261L260 48V50H259V52H258V50L256 51V48H254V47H252V49H249L246 53H244V51H243V48L242 47H244V45H245V43H244V45L242 46V44H241V42H242V40H244L245 41V38H243L242 39V36H243V34H244V36H245V34L246 35H251V34H248V32L250 33ZM114 31V30H113ZM118 31V30H117ZM129 31V30H128ZM176 31V30H175ZM204 31V30H203ZM233 31V30H232ZM235 31V30H234ZM237 31L239 32H241L240 34H238L237 33ZM119 32V31H118ZM174 33V32H173ZM230 33V34H229ZM214 35V34H213ZM237 35H239V36H237ZM152 36V35H151ZM188 36V35H187ZM222 36V35H221ZM221 36H216V37H213V38H215L216 40L218 39V41H219V38H221ZM154 37V36H153ZM152 37V38H153ZM185 37V36H184ZM207 37H208V35H207ZM224 37H222L220 40H222ZM152 38H150V37H148V35L146 36V39H144L143 40V42H142V53L141 52H139V55H136L137 54V52H136V54H135V50L136 49H134V54H132L130 57L131 58H129V59H125L124 61L122 60V58L120 59L121 61H123L124 62V68H126L125 66L127 65V64H132L131 66H132V68H133V66H134V63H136V62H132V63H130L133 59H134V57L136 58V59H134L133 61H136V60H142V58L143 57H145V60H147L146 62H148V59H146V57L148 58L149 57V54L148 53H150L151 54V51H152V49L154 48L153 46H155L156 47V45H158L157 44V42H156V45H152L151 46V43H152ZM155 38V37H154ZM229 38V37H228ZM252 38H254V37H252ZM151 39V40H150ZM162 39H165V38H162ZM188 39V38H187ZM214 39V40H215ZM242 39V40H241ZM155 40H157V39H155ZM154 40V41H155ZM252 40V39H251ZM254 40V39H253ZM130 41H132V39L130 40ZM164 41V40H163ZM184 41V40H183ZM213 41V39H209V40H207L205 43L203 42L201 45H202V47L200 48V47H198V53L199 52H203L202 54H205V53H208V51H207V47L211 44V42ZM215 42V41H214ZM248 42V41H247ZM250 42V41H249ZM154 43V42H153ZM152 43V44H153ZM173 43V42H172ZM176 43V42H175ZM174 43V44H175ZM225 43V42H224ZM111 44V43H110ZM222 44V43H221ZM114 45V44H113ZM130 45V44H129ZM177 45V44H176ZM200 45V46H201ZM223 45V44H222ZM134 46V45H133ZM160 46V45H159ZM246 46V45H245ZM111 47V46H110ZM125 47H127V46H124V47H121L122 49L123 48H125ZM151 47V48H150ZM215 47V46H214ZM250 47V46H249ZM131 48V46L129 47V49ZM150 48V49H149ZM163 48V47H162ZM162 48H160V50L162 49ZM199 48H200V50L201 51H199ZM210 48V47H209ZM248 48V47H247ZM259 48V47H258ZM257 48V49H258ZM107 49V48H106ZM115 49H117V48H115ZM155 49H157V48H155ZM126 50H128V49H126ZM148 50V51H147ZM154 50V49H153ZM159 50V49H158ZM163 50V49H162ZM246 50V49H245ZM108 51H110V49H108ZM115 51V50H114ZM116 51H118L119 53H122V51L119 49H117ZM121 51V52H120ZM155 51V50H154ZM196 51V50H195ZM207 51V52H206ZM212 50H210L209 52H211ZM229 51V52H228ZM112 53H110V54H113L114 52L113 51H111ZM117 52V53H118ZM127 52H129V51H127ZM146 52H148L147 54H148V56H145L146 54ZM156 52V53H155ZM154 52V54H153V51H152V54H151V56H154V58H158V60H159V62H160V59H162V56H163V51H155ZM205 52V53H204ZM116 53V52H115ZM114 53V54H115ZM197 53V52H196ZM126 54V53H125ZM187 54V53H186ZM201 54V53H200ZM211 54H212V52H211ZM225 54V53H224ZM210 55V54H209ZM213 55V54H212ZM150 56V57H151ZM203 56L204 55H202V58H203ZM206 56H208V54L206 55ZM205 56V57H206ZM224 56V55H223ZM114 57V56H113ZM125 57V56H124ZM149 57V58H150ZM126 58V57H125ZM133 58V59H132ZM154 58L152 57V58H150L151 60L153 59V61H154ZM196 58V57H195ZM198 58H199V56H198ZM210 58H212V57H210ZM104 60L106 59V57L105 58H103ZM132 59V60H131ZM149 59V60H150ZM204 59V58H203ZM202 59V60H203ZM215 59V58H214ZM220 59H222V60H220ZM104 60H102V61H104ZM110 60V59H109ZM109 60H105L106 62L107 61H109ZM115 61V60H118V58H116V59H112V61ZM120 60H119V63H118V65H121V64H123V63H121L120 62ZM127 60V61H126ZM144 60V61H145ZM200 60V59H199ZM104 61V62H105ZM143 61V60H142ZM182 60H180L179 62H178V64H175V65H173V64H171V66H173V67H171V68H169L168 69V71H166L167 73L164 75L163 74V71L164 70H162V76H163V79H161L158 75L160 74V70H161V67H160V70L158 71L157 69H156V72L153 74V76L151 77V78H149V79H147V80H143V81H141V83H140V81L139 82H136L137 84L136 85H138V84H140L139 86H141L143 89H145L146 90V92L148 91V92H151L150 94H152V93H154V95H152L153 97L154 96H158V95H160L162 98H169V97H171V96H173V97H175V99L174 98H172V100L174 99V101H176V103H179V102H181V101H183V97L184 96H186L190 91H191V89L193 88V86H195L194 85V83H195V80L193 79L194 78V75L192 74V72H191V70H193V69H191V67L190 66H192V68L194 67L193 65L195 64H193V62H192V64H191V61H189V58H184L183 59V61L181 62ZM214 61V60H213ZM138 62H140V61H138ZM154 62H156V60L154 61ZM158 62V63H159ZM172 62H174V61H172ZM198 62V61H197ZM218 62V61H217ZM115 63V62H114ZM141 63V62H140ZM142 63H145V62H142ZM116 64V63H115ZM157 64V63H156ZM191 64V65H190ZM237 64V65H236ZM108 65V64H107ZM106 65V66H107ZM112 65V64H111ZM141 65V64H140ZM150 65V64H149ZM245 65L246 66H251V69H249V67H248V70H246V72L244 73V71H245ZM105 66V67H106ZM110 65H108V67H109ZM113 66V65H112ZM130 66V67H131ZM139 66V65H138ZM137 66V67H138ZM167 66H170L169 64L167 65ZM235 66V67H234ZM107 67V68H108ZM144 67V66H143ZM166 67V66H165ZM165 67H163L164 69H165ZM195 67H196V65H195ZM194 67V68H195ZM206 67V66H205ZM102 68H104L103 66H102ZM101 68V69H102ZM120 68H123L122 66L120 67ZM129 68V67H128ZM247 68V67H246ZM130 69V68H129ZM137 69V68H136ZM204 69V68H203ZM105 70L107 71V69L105 68ZM108 70H109V68H108ZM119 70V72H120V69H118ZM127 70V69H126ZM195 70V69H194ZM193 70V71H194ZM251 70V71H250ZM116 71V70H115ZM122 71V70H121ZM125 71V70H124ZM155 71V70H154ZM153 71V72H154ZM200 71V70H199ZM198 71V72H199ZM201 71H202V69H201ZM206 71V70H205ZM248 71V72H247ZM105 71H103V76H104V74L106 73H104ZM203 72V71H202ZM97 73H98V71H97ZM96 73V74H97ZM111 73H112V70H111ZM111 73H110V75H111ZM256 73L259 75V73H261V76L259 77V79H257L256 77H258L257 75H256ZM95 74V77L97 76ZM123 73H121L120 72V77L119 78H117L118 76H119V74H118V72H117V77L115 78L116 79V81H117V79H120L121 78V75H122ZM151 74V73H150ZM148 75V76H151V75ZM200 74H201V72H200ZM254 74L256 75V77L254 76ZM100 74H98V76H99ZM182 75V76H181ZM184 75V76H183ZM193 75V76H192ZM195 75H197V74H195ZM198 75H199V73H198ZM202 75L204 76L205 74H203L202 73ZM1 76V75H0ZM97 76V77H98ZM112 76H113V73H112ZM161 76V75H160ZM183 77L184 79H182L183 80V84H182V88L179 90V92L177 91V90H174V87L176 86V82L178 81V79H177V77ZM203 76H202V78H203ZM96 77V78H97ZM110 77V76H109ZM198 77V76H197ZM252 77H254V78H256L257 79V81H256V79L255 80H253V78ZM196 78V77H195ZM201 78V77H200ZM251 78H252V80H253V82L251 81ZM94 79V78H93ZM106 79V78H105ZM104 79V80H105ZM110 79V78H109ZM114 79V80H115ZM177 79V80H176ZM210 79V78H209ZM96 80H98V78L97 79H95V81ZM108 78L105 80V82L107 83L108 81ZM180 80V79H179ZM93 81V80H92ZM110 81V80H109ZM198 81V80H197ZM103 81H101V83H102ZM104 82V83H105ZM178 82H182V81H178ZM260 82H258L259 84H260ZM1 83V82H0ZM100 83V82H99ZM100 83V84H101ZM252 83V84H251ZM258 83H256V84H258ZM2 84V83H1ZM85 84H87V83H85ZM98 84V83H97ZM108 84V83H107ZM209 84H211V83H209ZM211 84V85H212ZM3 85V84H2ZM90 86H91V84H89ZM109 85V84H108ZM252 85V87L254 88V90H253V88L251 89L250 88V86ZM1 86V85H0ZM96 86V85H95ZM94 86V87H95ZM139 86H137V87H139ZM179 86V85H178ZM199 86V85H198ZM197 86V87H198ZM207 86V85H206ZM209 86V85H208ZM177 87V86H176ZM196 87V86H195ZM196 87V88H197ZM134 88V87H133ZM141 88V89H142ZM195 88V89H196ZM258 88V87H257ZM1 89V88H0ZM94 89V88H93ZM98 89V88H97ZM106 89V88H105ZM104 89V90H105ZM108 89V88H107ZM140 90V91H144V90ZM210 89H212V86H211V88ZM230 89V88H229ZM101 90H103V89H101ZM101 90H98V91H100L99 93L102 95V96H100V94L98 95L99 97L98 98H96V99H92L91 100V102H90V106H91V109H90V107H89V110L90 111H92V112H96V111H100L99 113H104L105 112V115H106V113H110V112H112V111H118V108L120 109V107L122 106H124V105H126L127 103H129L130 104V102H128V100H125V99H122V98H117L116 96V98L115 97H113L112 98V94H110V95H108L107 96V98H106V94L105 93H103ZM136 90V89H135ZM139 90V89H138ZM193 90V89H192ZM251 90V91H250ZM1 91V90H0ZM95 91H97L96 89H95ZM97 91V92H98ZM139 91V92H140ZM176 91V92H175ZM253 91V92H252ZM84 92V91H83ZM94 91L92 90V93H93ZM206 92V91H205ZM235 92V93H234ZM3 93H5V92H2V94ZM48 93V92H47ZM89 93V92H88ZM91 93V94H92ZM106 93L108 94V91H106ZM110 93V92H109ZM133 93V92H132ZM131 93V94H132ZM136 93V92H135ZM138 93V92H137ZM192 93V92H191ZM199 93V92H198ZM212 93V92H211ZM230 93V92H229ZM2 94H0L1 96H0V99L1 100H3L1 97L3 96ZM28 94V93H27ZM43 94H45V92L43 93ZM149 93H147V95H148ZM149 94V95H150ZM208 94V93H207ZM226 94H228V93H226ZM258 94H260L259 93V91H258ZM258 94L256 95V96H258ZM33 95H37L36 93L35 94H33ZM54 96H56L55 94H53ZM103 95H104V97H103ZM133 95V94H132ZM131 95V96H132ZM143 95H145V94H143ZM148 95V96H149ZM189 95V94H188ZM192 95V94H191ZM206 95V94H205ZM209 95V94H208ZM231 95V96H230ZM246 95H248V96H250L249 98L247 97L246 98ZM123 96V95H122ZM122 96H120V97H122ZM135 96H138V95H135L134 94V97ZM142 96V95H141ZM190 96V95H189ZM259 96H262L263 97V95L262 94H260ZM43 97H45L44 95H43ZM42 97V99H43V101H45L44 99L45 98H43ZM46 97H47V95H46ZM48 97H49V95H48ZM50 97H51V95H50ZM49 97V98H50ZM60 97V96H59ZM96 97V96H95ZM126 96H124V98H125ZM146 99H147V96H144ZM150 97V96H149ZM152 97V99H154ZM159 97V96H158ZM200 97H201V95H200ZM199 97V98H200ZM225 97V96H224ZM262 97H260V99L262 98ZM31 98H32V96H31ZM30 98V99H31ZM48 98V99H49ZM55 98H58V96H56ZM54 97H53V101H54V99H55ZM129 98V97H128ZM132 98V97H131ZM141 99L143 98V97H140ZM151 98V97H150ZM190 98V97H189ZM252 98V99H253ZM11 99H14V97H12ZM19 99V98H18ZM23 99V98H22ZM22 99H20V101H23ZM27 99V98H26ZM26 99H24V100H26ZM29 99V102L32 100H35V99H31L30 100ZM71 99V98H70ZM127 99V98H126ZM140 99V100H141ZM226 99H228V98H226L225 97V99H224V101L223 102H225V101H227ZM255 99V98H254ZM259 98L257 99L258 101L260 100ZM0 100V101H1ZM16 101H17V98L15 99ZM14 100V101H15ZM46 100H47V98H46ZM58 100H59V98H58ZM57 100V102H59ZM73 100L74 99H72V103H73ZM149 100V99H148ZM186 100H187V97H186ZM223 100V99H222ZM235 100H236V102H235ZM263 100H264V98H263ZM12 101V100H11ZM13 101V102H14ZM20 101H18V102H20ZM26 101H28V100H26ZM25 101V102H26ZM43 101H41L40 102V100L38 101V103L40 102V103H43ZM143 101H145V100H143ZM142 101V102H143ZM151 101V100H150ZM149 101V102H150ZM157 100H155V102H156ZM163 101V100H162ZM214 102H215V99L213 100ZM47 102H49V101H46V103ZM132 102V101H131ZM157 102H159V101H157ZM156 102V103H157ZM166 102V101H165ZM164 101H163V103L162 104H164L165 103ZM189 102V101H188ZM188 102H186V103H188ZM222 102V101H221ZM221 102L219 101V103L221 104ZM230 102H231V100H230ZM230 102H229V100H228V102H226L225 104L226 105H224L223 107H226L225 109H227L229 106H231V104H230ZM254 102V101H253ZM252 102V103H253ZM66 103V102H65ZM71 103V102H70ZM91 103H92V105H91ZM152 102H150V103H144V105L145 106H147L146 108L147 109H150L151 107H153V108H155V110H157L159 113H161L163 116H165V115H171V116H173V113L174 112H172L171 113V111L169 112V111H166V109H163V108H160L161 106L163 107V105H161V106H159V105H157V106H159V107H157L156 105H154V103L153 104H151ZM160 103V102H159ZM185 103V104H186ZM200 103V102H199ZM203 103V102H202ZM257 103V102H256ZM8 104H9V102H8ZM14 104H15V102H14ZM14 104H10V105H14ZM17 104V103H16ZM15 104V105H16ZM21 104V103H20ZM26 104H28V102L26 103ZM25 103H24V105L23 104H21V106L23 105V106H25L26 105ZM33 104H34V102H33ZM32 103H31V105L34 107L35 105H33ZM35 104H36V101H35ZM60 104V103H59ZM62 104H63V102H62ZM79 104V103H78ZM135 105V107H136V105L138 104V103H134ZM182 104V103H181ZM189 104V103H188ZM187 104V105H188ZM211 104H212V102H211ZM217 104H218V102H217ZM220 104H219V106H220ZM223 104V103H222ZM230 104V105H229ZM244 104V103H243ZM246 104V103H245ZM7 105V104H6ZM29 105H30V103H29ZM28 105V106H29ZM30 105V106H31ZM37 105V104H36ZM51 105V104H50ZM58 105V104H57ZM194 105V104H193ZM30 106H29V108H30ZM32 106H31V108L30 109H32ZM40 106H42V105H40ZM54 106H56V105H54ZM132 106V105H131ZM133 106V107H134ZM140 106H141V104H140ZM165 106H166V104H164V108H165ZM191 106V105H190ZM189 106V107H190ZM203 106V105H202ZM213 106V105H212ZM216 106V105H215ZM232 106H233V103H232ZM238 106V107H237ZM256 105H253V106H251V107H255ZM0 107H1V105H0ZM16 107V106H15ZM15 107H13V109L14 110H12L11 111V113L13 112V113H16L17 114V112H16V110H15ZM20 107V106H19ZM26 107V106H25ZM24 107V108H25ZM44 107V106H43ZM58 107L59 108H61V106H59L58 105ZM132 107V108H133ZM139 107V106H138ZM138 107H137V109H138ZM143 107V106H142ZM188 106L186 107L187 109H190ZM195 107H197V106H195ZM200 107V110H201V106H199ZM209 107V106H208ZM210 107H211V105H210ZM221 107V106H220ZM220 107H218V109H220ZM264 101H261V102H259L258 103V105L253 109V112H252V114H248V115H250V117H248L249 119H247L246 117L244 118V119H247L249 122H251V124L253 125L255 122H256V120H258L257 119V117H258V114L261 112V110H263L264 108ZM2 108H3V106L0 108V127L2 128V129H4L5 127H7V126H9L8 124H9V122L7 123L6 121L8 120V118L7 117H9V115L7 116L5 113H6V110H5V112H4V110H2ZM17 108H18V105H17ZM22 108V107H21ZM38 108V107H37ZM37 108L35 109V110H37ZM52 109L54 108V107H51ZM51 108H48V110L49 109H51ZM63 108V107H62ZM131 107H129V108H127V109H130ZM131 108V111L132 110H134V108L132 109ZM146 108H143L142 110H143V112H145L146 110ZM193 108V107H192ZM222 108V107H221ZM234 108H235V106H234ZM263 108V109H262ZM4 109V108H3ZM34 109H32V110H34ZM39 109V108H38ZM47 109V108H46ZM56 109H57V107H56ZM122 109H124V107L122 108ZM211 109V108H210ZM209 109V110H210ZM223 109V108H222ZM221 109V110H222ZM21 110V109H20ZM19 110V111H20ZM24 111L25 110H27V109H23ZM30 111L28 114L29 115H31L32 117H36V115L34 116V114H33V111ZM48 110L46 111V112H48ZM60 110H62V109H60ZM60 110H58V112L60 111ZM89 110H87V111H89ZM142 110H136L135 112L137 113L138 111H142ZM145 110V111H144ZM172 110V109H171ZM199 110V111H200ZM205 110V109H204ZM228 110V109H227ZM229 110H232V113H233V108L231 107ZM235 110V109H234ZM17 111H18V109H17ZM38 111V110H37ZM44 111H45V109L42 111H40V113H42L41 115H43L44 114ZM56 111V110H55ZM149 111V110H148ZM147 111V112H148ZM198 111V110H197ZM198 111V112H199ZM211 111V110H210ZM86 111H84V113H85ZM158 112H156L157 114L156 115H161V114H158ZM189 112V111H188ZM187 112V113H188ZM214 112L216 113L217 112V109L215 108L214 109ZM222 112H225L224 111V109L222 110ZM226 112H228V111H226ZM234 112H237L236 110L234 111ZM241 112H242V110H241ZM241 112H239V113H241ZM248 112H249V110H248ZM247 112V113H248ZM7 113L9 114V112L7 111ZM12 113V114H13ZM20 113V112H19ZM49 113V112H48ZM53 113H54V110H53ZM93 113V114H94ZM97 113V112H96ZM132 113V112H131ZM190 113V112H189ZM196 113V112H195ZM201 113V112H200ZM211 113H212V111H211ZM231 113V114H232ZM238 113V114H239ZM16 114H14V115H16ZM22 114V113H21ZM20 114V115H21ZM33 114V115H32ZM39 114V113H38ZM37 114V115H38ZM56 114V113H55ZM85 114H87V112L85 113ZM84 114V115H85ZM89 114V113H88ZM139 114V113H138ZM144 114H146V112L144 113ZM180 114V113H179ZM207 114H209V113H207ZM206 114V115H207ZM229 114H230V112H229ZM234 114V113H233ZM19 115V114H18ZM96 115V114H95ZM97 115H100V114H97ZM200 115H202V114H200ZM213 116H214V114H212ZM217 115H220L219 113H217ZM10 116H11V114H10ZM26 116H27V114H26ZM92 116H94V115H92ZM102 116H104L103 114H102ZM175 116V115H174ZM182 116H184V115H182ZM198 116V115H197ZM229 116V115H228ZM231 116V115H230ZM233 116H235V115H233ZM14 116L12 115V117L10 118L9 117V120H11L12 118H13ZM19 117V116H18ZM28 117V116H27ZM31 117V118H32ZM144 117V116H143ZM152 117V116H151ZM166 117V116H165ZM169 117V116H168ZM188 117L189 116H187L186 118L185 117H183L182 118V123H180L181 125L182 124H184L185 125V123H183V121L184 122H187V124H189L190 126H191V131L193 132V135H194V137H196V138H198L201 142H203L202 143V146H200V147H198L199 149L197 150V154H199L200 156H202L203 155V157H204V159L202 158V160H203V162L201 163L202 165H203V169L205 170V174H206V177L209 179V178H212L213 177V175H214V180H216V183H215V185H213V184H211L210 185V187L208 186L207 187V189L208 190H206L205 188V192H204V190H203V186H202V190H203V192L204 193H202L203 194V197H206V198H208L207 200H213L214 198H213V196L216 194V195H219L220 196V198H222L224 201H226V204H228V208H229V205H230V203L232 204H234L233 206H231L230 208H233L234 206H236V205H240V204H242V203H244L245 201H247L248 200V203L250 202L249 200L250 199H259L258 197L262 194V187L264 188V186H261V189H259L258 187L256 188V186L255 185H253V182L255 181V179L252 177V179H251V181H247V180H244L246 183L244 184V186H242V190H241V193L242 194H240V195H238L236 198H235V200L234 199H232L231 200V198H234L233 197V195H231V193L235 190H233L232 191V188H234V184H235V182H240V180H238V181H235V177L236 176H238V172L241 170L240 169V167L242 166V167H244V165H242V163L244 162V164H246V166L245 167H249V165L248 164H254L253 162L255 161L254 160V157L256 158V155H259V156H261L262 157V161H260L261 163H260V169H259V171H263L264 172V148H260V147H258V146H256V145H253L252 143H248L247 141H242L241 139H239V137L237 138V137H235L234 135L232 136V135H230V134H228V133H226V132H222V131H220L219 129L217 130V129H215L214 127L212 128L211 126H212V124H211V126H209L207 123L204 125V124H201V122L200 123H198V122H196V121H190L189 119H188ZM191 117V116H190ZM193 117V116H192ZM215 117V116H214ZM218 116H216V118H217ZM240 117V116H239ZM6 118H7V120H6ZM23 118H24V116H23ZM29 118V117H28ZM50 118H51V115H50ZM53 118H54V116H53ZM215 118V119H216ZM15 120L14 121H16L17 120V118H14ZM42 119V118H41ZM44 119V118H43ZM91 119V118H90ZM159 119V118H158ZM162 119H163V117H162ZM168 119V118H167ZM166 119V120H167ZM172 119V118H171ZM194 119V118H193ZM196 119V118H195ZM198 119V118H197ZM230 119H232V120H235L234 122L236 123V125H237V127H240V126H242V121L240 120L241 118H230ZM70 120V119H69ZM75 120V119H74ZM80 120H82V119H79V121ZM84 120H85V118H84ZM199 120V119H198ZM197 120V121H198ZM36 121V120H35ZM52 121V120H51ZM159 121H162L161 119H159ZM181 121V120H180ZM179 121V122H180ZM82 122V121H81ZM84 122V121H83ZM85 122H87V119H86V121ZM11 123V122H10ZM65 123H68L67 125H68V128L67 129H69V128H71L74 124H75V121H69V122H65ZM156 123V122H155ZM160 123V122H159ZM205 123V122H204ZM83 124H85V123H82V125ZM177 125H178V123H176ZM179 124V125H180ZM186 124V125H187ZM11 125V124H10ZM62 125H64V124H62ZM66 125V124H65ZM76 125H77V123H76ZM178 125V126H179ZM183 125V126H184ZM185 125V126H186ZM189 125H188V130H189ZM214 125V124H213ZM80 126V125H79ZM222 126H224V125H222ZM16 127V126H15ZM74 127V126H73ZM76 127V126H75ZM116 127V126H115ZM225 127V126H224ZM234 127V126H233ZM250 127V126H249ZM252 127V126H251ZM59 127H57V129L56 130H59L58 129ZM151 128V127H150ZM149 128V129H150ZM154 128V127H153ZM184 129H185V127H183ZM220 128H221V126H220ZM223 128V127H222ZM249 129L250 128H248V131H249ZM11 130V129H10ZM9 130V133L7 134V135H11V131ZM61 130V129H60ZM62 130H64L63 128H62ZM75 130H77V129H75ZM165 130V129H164ZM251 130V129H250ZM14 132H15V130H13ZM13 131H12V133H13ZM73 131V129H71V132ZM143 131H146V129H144ZM150 130H148L147 132H149ZM171 131V130H170ZM183 131V130H182ZM185 131H187V130H185ZM232 131V130H231ZM2 132V131H1ZM51 132H53V130L51 131ZM51 132H49V134L51 133ZM77 132H78V135H79V132L80 131H78L77 130ZM76 132V133H77ZM230 132V131H229ZM4 133V132H3ZM2 133V134H3ZM55 133V132H54ZM53 133V134H54ZM73 133H74V131H73ZM114 133H116L117 134V132H115L114 131ZM146 133V132H145ZM183 133H184V131H183ZM236 133V132H235ZM240 133V132H239ZM260 133V132H259ZM52 134V135H53ZM63 134V133H62ZM181 134V133H180ZM188 134V133H187ZM232 134V133H231ZM236 134H238V133H236ZM4 135H5V133H4ZM3 135V136H4ZM43 135V134H42ZM58 135V134H57ZM56 135V136H57ZM73 135V137H74V134H72ZM115 135V134H114ZM120 135V134H119ZM118 135V136H119ZM146 135V134H145ZM166 135H167V133H166ZM262 137L264 136V130L261 132V134H260ZM11 136H13V139H14V135L12 134ZM44 136H46L45 134H44ZM55 135H53V137H54ZM64 136V135H63ZM66 136V135H65ZM170 136V135H169ZM243 136V135H242ZM2 137V136H1ZM0 137V138H1ZM4 137H6V136H4ZM8 137V136H7ZM48 137H50L49 135H48ZM48 137H45V138H48ZM41 138V137H40ZM78 138H80V136L78 137ZM4 139V138H3ZM8 139V138H7ZM59 139V138H58ZM166 139V138H165ZM167 139H168V136H167ZM6 140V139H5ZM46 140H48V139H46ZM73 140L74 139H72V138H69V140L66 142V144L65 145H62L61 147H60V150L62 149L64 152H66V151H68L67 149H69L70 147H74V146H72V142H73ZM79 141H80V139H78ZM150 140V139H149ZM248 140V139H247ZM4 141V140H3ZM42 141V140H41ZM63 141V140H62ZM65 141V140H64ZM63 141V142H64ZM75 141H77V140H75ZM50 142V141H49ZM60 142H61V140H60ZM62 142V143H63ZM81 142V141H80ZM80 142H79V144H80ZM153 142V141H152ZM195 142V141H194ZM212 143V146L213 147H211L210 148V150H208L209 149V144L208 143ZM53 143V142H52ZM61 143V144H62ZM76 143V142H75ZM48 144L49 143H46V146L48 147ZM50 144H51V142H50ZM60 144V145H61ZM77 144H78V142H77ZM199 144H201V143H199ZM45 145V144H44ZM44 145H43V147H44ZM58 145H59V143H58ZM75 145V144H74ZM153 145V144H152ZM25 146V145H24ZM77 145H75V147H76ZM147 146V145H146ZM186 146V145H185ZM196 146H197V144H196ZM29 147V146H28ZM42 147V148H43ZM180 147V146H179ZM264 147V146H263ZM57 148V147H56ZM56 148H55V150H56ZM21 151H22V154H23V156L24 157H27V159L28 158H30L29 156H31L32 154H34L33 153V151L31 150H29V148L27 149V146L26 147H21V148H19ZM72 149V148H71ZM19 150V151H20ZM38 150V149H37ZM73 150V149H72ZM172 150V149H171ZM176 150V149H175ZM43 151V150H42ZM69 151H70V149H69ZM217 151V152H216ZM220 153H219V152ZM226 151H228V152H230L231 151V156H229V158H225L224 156H223V154H222V156L224 157V161H220V160H218V155L219 154H221V153H224V152H226ZM17 152V151H16ZM171 152V151H170ZM36 153V152H35ZM37 153H38V151H37ZM189 153V152H188ZM253 153H255L256 155L255 156H252V155H254ZM39 154V153H38ZM59 154H60V152H59ZM59 154L57 153V152H55L54 154H50V159H49V161H48V163H49V165L47 166V168H46V170H41V171H44L43 173H41V174H38L39 175V179L38 180H34V171H31V170H34L32 167V169L30 168V170H29V167L27 168L28 170H29V172L28 171H26L27 172V176L25 177V182H27V188H24V186H22V184H24V183H19V185L21 184V188H19L18 190H19V192L17 191V190H15V191H9V189L7 190V191H9V192H12V193H10V194H5L4 193V191H2L1 189V191H0V222L2 221V220H4V218H6L5 216V214H6V212L9 210V212H11L12 213V218H14L15 217V219L13 220V222L14 221H16V219L18 220V219H23L22 221H23V224H24V230L22 231V233H24V238H26L25 240L26 241H29L30 239H29V235H30V233L31 232H36V233H38V235L40 234V237H38L39 239H40V241H39V239H38V241H37V243L38 242H41V246H42V249L45 247V246H48V243L49 242H47L48 240H49V238L52 236V233L54 234V233H61L62 231H66L67 229L66 228H63V226H61L60 225V223L62 224V225H64V224H67V221H69L68 219H70V218H72L73 217V215H74V217H75V214H74V211L75 210H73V202H72V199L71 198H67L66 199V201H65V203L64 204H57V200H58V197L60 196V194H59V184H58V182H59V180H61V179H63V181L65 182V175L63 176L64 178H62V172H60L58 175H55V173H54V175H50L52 178H49V174H53V172H54V170L52 171V167H54L55 166V164H61V163H64L63 162V160L64 159H58L59 157ZM68 154V153H67ZM78 154V153H77ZM184 154V153H183ZM230 154V153H229ZM252 154V155H251ZM35 155V154H34ZM72 155V154H71ZM84 155V154H83ZM171 155H172V153H171ZM173 155H176V154H173ZM65 156V155H64ZM66 156H68V155H66ZM79 156H80V154H79ZM186 156V155H185ZM220 156V155H219ZM221 156V157H222ZM242 157V159H243V157H245V160L244 161H242V159H239V157ZM253 157V160H252V157ZM62 157V156H61ZM70 157V156H69ZM240 157V158H241ZM250 157V158H249ZM5 158H6V156H5ZM38 158V157H37ZM73 158V157H72ZM76 158V157H75ZM175 158V157H174ZM8 159L9 158H7L6 160L8 161ZM19 159H21V158H19ZM48 159V158H47ZM65 159H66V157H65ZM70 158H68V160H69ZM77 159V158H76ZM183 159V158H182ZM220 159V158H219ZM247 159V160H246ZM251 159V160H250ZM1 160H3V157L0 159V161ZM6 160L4 161L3 160V162H5V166L2 164L3 162H1V164L4 166V167H6L7 165H9L7 168H8V170H9V175L7 176V177H9V179L11 178L12 179V177H14L16 174H18L17 173V171L19 170V165L17 164V162H6ZM22 160H23V158L20 160L21 162V164H23L22 163ZM31 161H34V159L32 160V159H30ZM29 160V161H30ZM218 160V162H216ZM239 160H241L242 161V163H241V161L239 162ZM76 161H78L77 162V164L79 165V162L81 161V158L80 159H77ZM75 161V162H76ZM98 161V160H97ZM24 162V161H23ZM57 162V163H56ZM82 162V161H81ZM90 162H92V161H90ZM100 162V161H99ZM46 163V162H45ZM71 163V162H70ZM96 163V162H95ZM94 163V160H93V164H95ZM53 164H54V166H53ZM65 164V163H64ZM66 164H67V162H66ZM65 164V165H66ZM92 164V163H91ZM47 165V164H46ZM190 165V164H189ZM23 166V165H22ZM28 166V165H27ZM61 166V165H60ZM69 167H70V169H71V167L72 166H70V164L68 165ZM75 166V165H74ZM2 167V166H1ZM34 167V166H33ZM46 167V166H45ZM88 167V166H87ZM90 167H91V165H90ZM216 167V168H215ZM3 168V167H2ZM36 168V167H35ZM73 168V167H72ZM78 168H80L79 166H78ZM22 169V168H21ZM55 169V168H54ZM59 169V168H58ZM85 169H87L86 168V166H85ZM103 169V168H102ZM215 169V170H214ZM247 169V168H246ZM1 170V169H0ZM4 170V169H3ZM7 170V171H8ZM23 170H26L25 169V167H24V169ZM62 170H64V169H62ZM67 170V169H66ZM69 170V169H68ZM67 170V171H68ZM72 170V169H71ZM99 170V169H98ZM108 170V169H107ZM250 170H252V169H250ZM20 171V170H19ZM18 171V172H19ZM31 171V172H30ZM38 171V170H37ZM36 171V172H37ZM60 171H61V169H60ZM78 171V170H77ZM200 171V170H199ZM214 171H216V172H214ZM246 171V170H245ZM3 172V171H2ZM35 172V173H36ZM52 172V173H51ZM59 172V171H58ZM66 172V171H65ZM64 172V173H65ZM71 172V171H70ZM75 172V171H74ZM79 172V174L78 175H76V176H78L79 178H83L84 177V174H83V170H79L78 171ZM214 172V173H213ZM4 173H5V171H4ZM3 173V174H4ZM20 173V172H19ZM37 173H39V171L37 172ZM63 173V174H64ZM73 173V172H72ZM77 173V172H76ZM75 173V174H76ZM87 173H89V172H87ZM86 173V174H87ZM197 173V172H196ZM211 173V174H210ZM240 173V172H239ZM1 174V176L3 175L2 173H0ZM90 174H91V172H90ZM93 174V173H92ZM91 174V175H92ZM203 174V173H202ZM68 175H70L69 173H68ZM67 175V176H68ZM96 175V174H95ZM100 175V174H99ZM210 175H212V177H209ZM261 175V174H260ZM5 176H6V173H5ZM86 176V175H85ZM87 176H89L90 178H89V180H91V176L90 175H88L87 174ZM86 176V177H87ZM101 176V175H100ZM243 177L244 176H246V178H247V175L245 174H243L242 175ZM251 176H253V175H251ZM36 177V176H35ZM72 177H73V175H72ZM85 177V178H86ZM97 177V176H96ZM205 177V178H206ZM250 177V176H249ZM254 177H255V175H254ZM3 178H4V175H3ZM3 178H1L0 177V179L2 180ZM37 178V177H36ZM100 178V177H99ZM98 178V179H99ZM105 178V177H104ZM103 177L101 178V180L103 179V180H105ZM242 180L244 179V178H242V177H240ZM257 178V177H256ZM4 179H6V178H4ZM8 179V180H9ZM76 179V178H75ZM74 179V180H75ZM78 179V178H77ZM92 179H93V176H92ZM253 179H254V181H253ZM0 180V181H1ZM8 180H7V183H9L8 182ZM13 180V179H12ZM16 180V179H15ZM197 180H201V178H197ZM204 180V179H203ZM257 180V179H256ZM63 181H61V183L63 182ZM68 181H70V180H68ZM68 181H66L65 182V184L68 182ZM85 181H86V179H85ZM94 181V180H93ZM96 181H97V179H96ZM210 181V180H209ZM244 181H243V183H244ZM263 181V180H262ZM261 181V182H262ZM23 182V181H22ZM72 182V181H71ZM80 182V181H79ZM79 182H77V180H76V184H78ZM81 182H83L82 180H81ZM215 182V181H214ZM260 182V181H259ZM0 183H4V184H6V180L4 181V182H0ZM10 183H12V181L10 182ZM16 183L17 182H15V185L14 186H17L16 185ZM60 183V185L62 186V188L65 186H63L62 184ZM74 183V182H73ZM89 183V182H88ZM92 183H95V182H92ZM104 183H106V182H104ZM200 183V182H199ZM242 183V184H243ZM256 183V182H255ZM258 183V182H257ZM18 184V183H17ZM68 184V183H67ZM90 184H91V182H90ZM96 184H99L98 182L96 183ZM103 184V183H102ZM112 184V183H111ZM258 184H260V183H258ZM263 184V183H262ZM70 185H71V183H70ZM78 185H80V184H78ZM82 185V184H81ZM81 185H80V187H81ZM85 185V184H84ZM105 185V184H104ZM205 185H208V184H205ZM6 186V185H5ZM10 186V185H9ZM13 185H11V187H12ZM68 186H69V184H68ZM72 186V185H71ZM86 186H88V185H86ZM85 186V187H86ZM92 186V185H91ZM237 186H238V184H237ZM255 186V187H254ZM2 187V186H1ZM18 187V186H17ZM106 186H104V188H105ZM109 187H110V184H109ZM206 187V186H205ZM69 188H70V186H69ZM79 187H77V189H78ZM91 188V187H90ZM97 188V187H96ZM115 188V187H114ZM114 188L112 187V188H110V189H112V190H114ZM12 189H13V187H12ZM66 189H67V187H66ZM72 189H73V186H72ZM80 190H81V188H79ZM89 188H87L86 190H88ZM200 189V188H199ZM240 189V188H239ZM14 190V189H13ZM65 190V189H64ZM74 190H75V188H74ZM73 190V191H74ZM101 190V189H100ZM106 190H108V191H106ZM115 190H116V188H115ZM114 190V191H115ZM201 190V191H202ZM236 190H237V188H236ZM79 191V190H78ZM83 191V190H82ZM85 191V190H84ZM89 191V190H88ZM95 191V190H94ZM99 191V190H98ZM102 192H103V195H104V199L105 198H107V197H112L113 195H112V192H109L110 190L109 189H106L105 188V191L104 190H101ZM263 191H264V189H263ZM93 192V191H92ZM92 192L91 193H86V194H88V198L91 196V194H92ZM101 192V193H102ZM117 192V191H116ZM190 192V191H189ZM81 192L79 191V194H80ZM84 193V192H83ZM98 192H96V194H97ZM131 193H133V192H131ZM73 194H76V193H73ZM136 194V193H135ZM191 194V193H190ZM197 194H199V193H197ZM196 194V195H197ZM64 195V194H63ZM68 195V194H67ZM72 195V194H71ZM93 195V194H92ZM95 195V194H94ZM99 195H100V192H99ZM120 195V194H119ZM127 195V194H126ZM165 195V194H164ZM192 195V194H191ZM69 196V195H68ZM118 196V195H117ZM116 196V197H117ZM125 196V195H124ZM166 196V195H165ZM176 196V195H175ZM193 196V195H192ZM198 197V199H197V201L199 200V195H197ZM73 197H76V196H73ZM78 197V196H77ZM76 197V198H77ZM83 197V196H82ZM81 197V198H82ZM109 197V198H110ZM123 197V196H122ZM121 197V199H123ZM126 197V196H125ZM162 197V196H161ZM188 197V196H187ZM57 198V199H56ZM63 197H61V199H62ZM76 198H75V200H76ZM80 198V197H79ZM84 198V197H83ZM94 198V197H93ZM92 198V199H93ZM97 198H98V195H97ZM99 198H100V196H99ZM108 198V199H109ZM152 198V197H151ZM150 198V199H151ZM165 198V197H164ZM175 198V197H174ZM179 198V197H178ZM194 197H192L191 199H193ZM211 198H213V199H211ZM91 199V200H92ZM95 199V198H94ZM126 199V198H125ZM131 200H130V203H129V212L128 211H126V213L124 214V217H122V218H120L121 220H123V222L121 223L122 225H120L119 223L117 224V222H113L115 225H120L121 226V229L119 228V230H120V234H122L123 235V237L124 238H122L121 239V242H119L120 240H118V242H119V244H117L118 246H117V248L115 249V264H141V263H139L138 261H133V255L134 254H132V253H130V254H127V251H129V250H131L133 247L132 246H130V248L131 249H129V242H131V241H129V242H127V240H126V238H125V236H128V235H130V234H133V232H136L137 231V228H138V226L139 225H141V222H140V224L138 225V223L136 224V222L138 221V220H140V219H142V217L144 216L143 214H147L146 212L144 213V211H145V208H147V207H145L144 208V211L141 209L142 207H141V205H139V206H137L138 204H139V202H138V204L136 205V203H137V200L135 199V198H130ZM153 199H154V197H153ZM159 199V198H158ZM196 199V198H195ZM218 199V198H217ZM237 199V200H236ZM74 200V199H73ZM87 200V199H86ZM90 200V199H89ZM127 200V199H126ZM147 200H148V198H147ZM155 201H156V199H154ZM153 200V202H151L152 201V199H151V201L149 200V202H151V203H149L148 201H145L146 203L148 202L149 203V205H155V201ZM160 200V199H159ZM260 200V199H259ZM60 201V200H59ZM143 201V200H142ZM141 201V202H142ZM206 201V200H205ZM214 201V200H213ZM215 201H217L218 202V200H215ZM220 201V200H219ZM119 202V201H118ZM157 202V201H156ZM189 202H191V200H190V198H189ZM196 200H194L192 203H191V206L193 205L194 206V204H195V207H196V209L198 210V212H199V214H200V219L198 220V222H200V221H202V223H201V225H202V228L203 227H206L207 225H209V221H210V212H211V210H210V208L209 207H206V208H203V209H201L203 206V204H205V203H203L202 205H200L199 203V205L201 206V207H199L198 205H196ZM75 203V202H74ZM80 203V202H79ZM91 203V202H90ZM90 203H89V205H90ZM104 203H106V202H104ZM143 203V202H142ZM152 203H154V204H152ZM158 203V202H157ZM156 203V205L158 206V204ZM208 203V202H207ZM205 204V205H207V206H209V204ZM219 203V202H218ZM222 202L220 201V204H221ZM57 204V205H56ZM94 204H95V202H94ZM115 204V203H114ZM143 204H145V203H143ZM190 204V203H189ZM211 204V203H210ZM246 204V203H245ZM254 204V203H253ZM86 205V204H85ZM105 205V204H104ZM117 206H118V203L116 204ZM148 205V206H149ZM159 205H161V202L159 203ZM213 205V204H212ZM223 205V204H222ZM251 205H252V202H251V204L249 205V207H250V209H249V211H250V213L249 214H251V218H253L252 220H251V222H254L255 220H256V218H255V215H254V211H255V207L257 206V203H256V206H255V204H254V208H252L251 207ZM55 207V213H56V215H55V217H53V214H51V212H49L50 211V208L51 207ZM74 206H77V205H75L74 204ZM80 206H81V204H80ZM91 206H92V204H91ZM100 206V205H99ZM102 206V205H101ZM113 205H111V207H112ZM117 206H113V209H114V207H116V210H118V207ZM143 206V205H142ZM156 206V207H157ZM216 206V205H215ZM218 206H219V204H218ZM246 206V205H245ZM248 206V205H247ZM78 207V206H77ZM76 207V208H77ZM84 207V206H83ZM86 207V206H85ZM87 207H88V204H87ZM104 207V206H103ZM108 207V206H107ZM111 207H109V208H111ZM144 207V206H143ZM227 207V206H226ZM248 207V208H249ZM98 208H100V207H98ZM97 208V209H98ZM153 208V207H152ZM151 208V209H152ZM188 208V207H187ZM228 208H224V206L223 207H220V209H224V210H228V211H230V210H233V209H228ZM80 209V208H79ZM84 209H86V208H84ZM90 209H93V207L91 208L90 207ZM94 209H95V206H94ZM103 209H106V206L103 208ZM112 209V208H111ZM218 209H219V207H218ZM246 209H247V207H246ZM81 210H82V207H81ZM99 210V209H98ZM147 210V209H146ZM148 210H150V208L148 209ZM153 210V209H152ZM160 210V209H159ZM158 210V211H159ZM77 211H79L78 209H77ZM77 211H76V213H77ZM86 212L88 211V210H85ZM85 211H81V212H79V213H84V215H85ZM92 211H94V210H92ZM107 211L108 210H106V212H104V214L105 213H107ZM114 211V210H113ZM184 211H187V213H189L188 212V209L187 210H185L184 209ZM184 211H183V213H184ZM196 211V210H195ZM90 212V211H89ZM97 212H99V211H97ZM100 212H101V210H100ZM109 212V211H108ZM153 212V211H152ZM162 212V211H161ZM164 212V211H163ZM194 212V211H193ZM88 213V212H87ZM93 213V212H92ZM92 213H90V214H92ZM102 213V212H101ZM114 213V212H113ZM166 213V212H165ZM164 213V214H165ZM9 214V213H8ZM94 214V213H93ZM99 214V213H98ZM109 215L111 214V213H108ZM107 214V215H108ZM152 214V213H151ZM175 214V213H174ZM58 215H60V216H58ZM79 215V214H78ZM84 215H82V216H84ZM87 215H89V214H87ZM95 215V214H94ZM97 215V214H96ZM102 215H103V213H102ZM107 215H104V216H106L107 217ZM112 215H115V214H112ZM112 215H110V218H112ZM149 216H152V215H150V212H149V214H148ZM181 215H182V212H181ZM187 214H185V216H186ZM191 215V214H190ZM190 215H188V216H190ZM193 215H195L194 213L192 214V217H193ZM238 215H240L238 212H236L235 211V214H232L231 216L233 217V218H236V216H238ZM242 215V214H241ZM20 216V217H19ZM116 218H119V216L116 214ZM142 216V217H141ZM162 216V215H161ZM168 216V215H167ZM187 216V217H188ZM198 216V215H197ZM74 217H73V219H74ZM89 217V216H88ZM99 217V216H98ZM97 217V218H98ZM147 217V216H146ZM172 217V216H171ZM196 217V216H195ZM199 217V216H198ZM79 218V217H78ZM77 218V219H78ZM84 218V217H83ZM83 218L81 217V219L83 220ZM97 218H96V220H97ZM114 218H115V216H114ZM160 218H163V217H160ZM179 218V217H178ZM20 219V220H21ZM72 219V220H73ZM91 219V218H90ZM93 219H94V217H93ZM92 219V220H93ZM104 219V218H103ZM119 219V221H121ZM143 219H144V217H143ZM142 219V220H143ZM150 219V218H149ZM190 219V218H189ZM196 219V218H195ZM237 219V218H236ZM76 220V218L73 220V221H75ZM79 220H80V218H79ZM78 220V221H79ZM95 220V221H96ZM102 220V219H101ZM106 220V219H105ZM107 220H109V221H111V219H109V218H107ZM117 220V219H116ZM115 220V221H116ZM163 220H167V219H165V218H163ZM77 221V222H78ZM84 221H86V220H84ZM94 221V220H93ZM113 221V220H112ZM147 221V220H146ZM152 221V220H151ZM162 221V220H161ZM160 221V222H161ZM179 221H182V220H179ZM196 222L197 220H192L191 222ZM258 221V220H257ZM257 221H255L254 222V224L255 223H257ZM5 222V221H4ZM71 222V221H70ZM80 222V221H79ZM82 222V221H81ZM80 222V223H81ZM88 222H91L90 223V227L88 228V229H86V230H88V233L89 234H92V235H96L97 233H98V230L96 229V224L94 225V223L90 220H88ZM101 222V221H100ZM103 222V221H102ZM106 222V221H105ZM108 222V221H107ZM154 222V221H153ZM153 222H151V223H153ZM178 222V221H177ZM197 222V223H198ZM9 223H12V222H9ZM83 223V222H82ZM81 223V224H82ZM87 223V222H86ZM85 222H84V224H86ZM104 223V222H103ZM147 223V222H146ZM197 223H195V224H197ZM242 223V222H241ZM20 224H21V222H20ZM20 224H19V226H20ZM80 224V225H81ZM81 225V226H85V225ZM108 224H110V222L108 223ZM143 224H145V223H143ZM153 224H157L156 223V221H155V223H153ZM159 224V223H158ZM158 224H157V226H158ZM160 224H162V223H160ZM177 224V223H176ZM11 225V224H10ZM13 225V224H12ZM15 225H18V224H15ZM79 225V224H78ZM92 225V226H91ZM99 225H100V223H99ZM103 225V226H102ZM198 225H199V227H200V224L198 223ZM197 225V226H198ZM3 226V225H2ZM69 226H72V223H71V225H69ZM80 226V227H81ZM94 226V227H93ZM98 226V225H97ZM101 226L103 227V229H107L108 228V225H107V228H105L104 226H106V223H105V225L104 224H102L101 223ZM156 226V227H157ZM179 226V225H178ZM191 226H193L192 224H191ZM197 226L195 225L193 228H197ZM239 226V225H238ZM237 226V227H238ZM241 226H243V224L242 225H240V228H241ZM5 227V226H4ZM3 227V228H4ZM9 227V226H8ZM8 227H6V228H8ZM73 227V226H72ZM79 227V226H78ZM199 227L197 228V231H198V229H199ZM253 227V226H252ZM255 227V226H254ZM84 229H85V227H83ZM97 228H99V226L97 227ZM111 228V227H110ZM201 228V227H200ZM202 228H201V231H203L202 230ZM16 229V228H15ZM74 229V228H73ZM76 229V228H75ZM99 229H101V227L99 228ZM157 230H155V231H158V232H161V231H159V230H161V229H158V228H156ZM190 230L189 231H191V229H192V227H190L189 228ZM253 229V228H252ZM69 230V229H68ZM110 230V229H109ZM119 230H118V233H119ZM136 230V231H135ZM192 230H194V231H191L190 232V239L193 237V235L195 234L194 232H196V229H192ZM234 230V229H233ZM241 230V229H240ZM240 230L238 229V231L240 232ZM1 231V230H0ZM3 231V230H2ZM78 230L76 229V232H77ZM108 231V230H107ZM200 231V232H201ZM251 231V230H250ZM7 232V231H6ZM16 232H17V230H16ZM82 232V231H81ZM113 232V231H112ZM158 232L157 233H155V234H153L152 236H151V239L148 241V242H150L149 244H153V243H157V241H158V236H159V234H158ZM199 232V233H200ZM245 232H247V231H245ZM3 232H1L0 233V235L2 234ZM19 233H20V231H19ZM86 233V232H85ZM101 233V232H100ZM109 233H111V232H108V234ZM114 233V232H113ZM112 233V234H113ZM117 233V232H116ZM232 233H234V232H232ZM228 234V233H226L225 235H223V237H222V244H221V248H222V245H223V249H224V246H227L228 245V243L230 244V246L229 247H231L234 243H236L235 242V240H237L238 241V237L239 236H237V238H235V236H236V234L235 233H237V231H235V233L234 234ZM244 233V232H243ZM77 234H79V232L77 233ZM81 234H83V233H80V235ZM104 234V233H103ZM23 235V234H22ZM33 235V234H32ZM66 235V234H65ZM86 235V234H85ZM94 235V236H95ZM98 235V234H97ZM110 235V234H109ZM113 235H115V234H113ZM112 235V236H113ZM213 231H209V236L208 237H206V240H205V244H206V248H207V251L209 252V250H211V248H212V246H213ZM17 236H18V234H17ZM56 236V235H55ZM63 236V235H62ZM78 236V235H77ZM88 236V235H87ZM111 236V237H112ZM116 236V235H115ZM139 236V235H138ZM16 237V236H15ZM35 237V236H34ZM37 237V236H36ZM57 237V236H56ZM97 237V236H96ZM95 237V241L98 239V238H96ZM108 237V236H107ZM107 237H104L105 239H107ZM118 237V236H117ZM1 238V237H0ZM17 238V237H16ZM31 238V237H30ZM32 238H33V236H32ZM31 238V239H32ZM57 238H60L61 239V237H57ZM80 238V237H79ZM87 238V237H86ZM91 238V237H90ZM55 239V238H54ZM82 239V238H81ZM88 239V238H87ZM115 239H116V237H115ZM118 239V238H117ZM129 239V238H128ZM131 239H133L132 237H131ZM261 239H263L264 240V238H261ZM261 239H259L258 240V242H261L260 240ZM24 240V241H25ZM34 240V239H33ZM35 240H36V238H35ZM56 240V239H55ZM74 240H75V234H74V231H72V230H70V233L67 235V236H65V241H66V246L67 247H69L68 249H72L73 248V243H75L74 242ZM77 240V239H76ZM93 240V239H92ZM130 240V239H129ZM232 240H234L233 242L234 243H232ZM246 240L247 241H245L244 243L245 244H243L242 246V248L245 250H247V249H250V250H252V248H257V246L256 247H254L255 246V244H256V240H255V238L253 237V238H250L249 240H248V238H246ZM262 240V241H263ZM16 241V240H15ZM19 241V240H18ZM21 241H22V239H20V244H21ZM56 241H58V240H56ZM56 241H54V243H53V246H54V244H55V242ZM94 241V242H95ZM103 241H105V240H103ZM107 241H109V242H112V241H110V240H107ZM106 241V242H107ZM191 241L192 240H190V243H191ZM19 242H17V243H19ZM30 242V241H29ZM113 242H117V241H113ZM117 242V243H118ZM159 242H160V240H159ZM188 242H189V239H188ZM207 242V243H206ZM16 243V244H17ZM27 243V242H26ZM51 243V242H50ZM49 243V244H50ZM101 243H105V242H101ZM262 243V242H261ZM261 243H259V244H261ZM14 244V243H13ZM24 244V243H23ZM33 244H34V242H33ZM85 244H87V243H85ZM85 244H83V245H85ZM90 244L91 243H89V246H90ZM93 244V243H92ZM96 244V243H95ZM108 244V243H107ZM263 244V246H264V242L262 243ZM26 245V244H25ZM39 245V244H38ZM75 245H76V243H75ZM78 245V244H77ZM134 245V244H133ZM154 245V244H153ZM188 248H190V246H191V244H189L188 243ZM17 246H18V244H17ZM40 246V247H41ZM50 246H51V244H50ZM65 246V247H66ZM92 246V245H91ZM114 246V245H113ZM164 246V245H163ZM241 246V245H240ZM261 245H259V248H262V249H260V250H262V252H264V250H263V246H261ZM27 247V246H26ZM75 247V246H74ZM79 247V246H78ZM81 247V246H80ZM79 247V248H80ZM101 247V246H100ZM99 247V248H100ZM147 247H148V245H147ZM146 246H145V248H147ZM157 247V246H156ZM235 247V246H234ZM232 248V249H235V248ZM1 248V247H0ZM30 248H32V247H30ZM39 248V247H38ZM82 248V247H81ZM80 248V249H81ZM135 248H137V247H135ZM138 248H140V246L138 247ZM240 249H241V247H239ZM259 248H258V250H259ZM40 249V248H39ZM42 249H40V250H42ZM63 249L64 248H62V251H63ZM76 249H78V248H76ZM76 249H73V250H76ZM79 249V250H80ZM87 249V248H86ZM95 249V248H94ZM94 249H90V250H94ZM144 250V248L143 247H141V250ZM209 249V250H208ZM228 249V248H227ZM232 249H231V255H232V253H234V250L232 251ZM242 249V250H243ZM1 250V249H0ZM24 250V249H23ZM34 250H36V251H34V252H36V253H38V251H37V249H34ZM45 250V249H44ZM70 250L68 251L69 253H70ZM89 250V251H90ZM105 250V249H104ZM142 250V251H143ZM147 250V249H146ZM150 250V249H149ZM257 249H255L254 251L252 250V252H254L253 254H254V261L255 260H257V258H259L258 256H259V252H261V251H258ZM46 251V250H45ZM60 251V250H59ZM61 251V252H62ZM67 251V250H66ZM139 251V250H138ZM226 251V250H225ZM230 251V250H229ZM49 252V251H48ZM60 252V254H58L59 255V257H60V255L61 254H64V253H61ZM67 252V253H68ZM73 252V251H72ZM75 252V251H74ZM84 252V251H83ZM88 252V251H87ZM102 252V251H101ZM104 252V251H103ZM150 252H152V251H150ZM153 252H154V250H153ZM208 252H207V254H208ZM251 252V251H250ZM1 253V252H0ZM24 253V252H23ZM30 253V252H29ZM41 253V252H40ZM39 253V254H40ZM67 253H65L64 255H66ZM69 253L67 254V255H69ZM79 253H80V251H79ZM82 253V252H81ZM80 253V254H81ZM90 253V252H89ZM113 253V252H112ZM139 253H140V251H139ZM143 253V252H142ZM141 253V254H142ZM204 253V252H203ZM31 254V253H30ZM38 254V257L40 258V255ZM43 254V253H42ZM41 254V255H42ZM52 256H53V254L52 253H50ZM49 254V255H50ZM86 254V253H85ZM140 254V255H141ZM227 254H229L230 255V253L228 252ZM253 254H252V258H253ZM6 255H9V254H6ZM46 255V254H45ZM56 255H57V253H56ZM57 255V256H58ZM91 255V254H90ZM113 255V256H114ZM131 255V256H130ZM138 255V254H137ZM160 255V254H159ZM206 255V254H205ZM262 256H264L263 254H261ZM10 256V255H9ZM28 256H31V255H28ZM34 256H35V253H34ZM44 256V255H43ZM42 256V257H43ZM69 256H72V255H69ZM75 256H77V255H75ZM82 256V255H81ZM86 256V255H85ZM14 257V256H13ZM25 257H26V255H25ZM54 257H56L55 256V254H54ZM66 258H67V260L69 259V261L70 262H72L71 260H70V258H68V256H65ZM73 257H74V255H73ZM131 257H132V261H129V259H131ZM157 257H158V255H157ZM156 257V258H157ZM159 257H161V256H159ZM159 257H158V259H159ZM206 257V256H205ZM6 258V257H5ZM15 258V257H14ZM28 258V257H27ZM31 258H32V256H31ZM58 258V257H57ZM72 258V257H71ZM75 258V257H74ZM231 258V257H230ZM7 259H8V257H7ZM13 259V258H12ZM62 259V258H61ZM78 259V258H77ZM76 259V261H78ZM85 259H87L86 257H85ZM84 259V260H85ZM103 259V258H102ZM6 260V259H5ZM30 260V259H29ZM42 260V259H41ZM73 260V259H72ZM79 260H80V258H79ZM91 260H92V258H91ZM94 260V259H93ZM145 260V259H144ZM202 262L201 263H203L204 264V258L203 259H200ZM230 260V259H229ZM231 260H234L233 258L231 259ZM251 260V259H250ZM259 260H260V258H259ZM259 260H258V262H259ZM8 261H9V259H8ZM10 261H11V259H10ZM23 261L26 263V260H24L23 259ZM22 261V263H24ZM30 261H32V260H30ZM29 261V262H30ZM54 261V260H53ZM82 261V260H81ZM80 261V262H81ZM90 261V260H89ZM253 261V259H252V262H254ZM41 262V261H40ZM44 262V261H43ZM69 262V263H70ZM79 262V263H80ZM129 262V263H128ZM142 262V261H141ZM251 262V261H250ZM13 263V262H12ZM17 263V262H16ZM36 263H37V260H36ZM78 263V264H79ZM18 264V263H17ZM29 264V263H28ZM56 264H58V262H56ZM60 264V263H59ZM73 264H76V262L74 263L73 262ZM81 264V263H80ZM105 264H108V263H105ZM111 264V263H110ZM113 264V263H112ZM146 264H148V263H146ZM256 264V263H255ZM257 264H259V263H257Z\"/></svg>",
    "mask_w": 264,
    "mask_h": 264
}]
</instances>
